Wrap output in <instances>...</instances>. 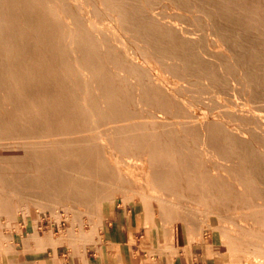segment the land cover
<instances>
[{
    "label": "rangeland",
    "instance_id": "rangeland-1",
    "mask_svg": "<svg viewBox=\"0 0 264 264\" xmlns=\"http://www.w3.org/2000/svg\"><path fill=\"white\" fill-rule=\"evenodd\" d=\"M55 1L56 0H54L53 1V4H52L51 2L49 3V0H47V1L45 0L44 6H46V5L48 6V4H50V5H49V7H47V9L45 8L46 9V12H44L43 9L42 10L41 9H38V8H36L33 5L34 0H18V1L17 0H0V21H1L0 28H2V30H5V31H3L5 33L2 34V41L4 40L5 42L3 41L4 43L2 42V44H0V59H1L0 60V74H3V76H4L1 79L2 82L0 81L2 84H4L2 86V84L0 83L1 84L0 85V144H1L0 145V160H1L0 161V175L3 174L4 180H5V184H1L0 183V188H1L0 189V193H1L0 194V196H1V198H0V202H1L0 203V209H1L0 210V226H5V227L8 228V230H10L12 226H15L16 224H20V222H23L24 220L29 221V222L36 221V220H39V219H42V218L44 220V219H47L46 217L48 215H50V217L57 218L58 220H60L59 227L62 230L61 231V236H63V237H67V236H69V237H76V236H82V235H84L86 233L85 235L87 237V236H92V232L93 233L94 232H97V231H99V229H101L102 227H104V226L107 225L106 222L111 217H113L114 210L117 208V205H119V204H121L122 206H126L127 204L129 206L130 205H135V207H136L137 210H140V209L143 210V213H146L147 218L153 224H156L157 225V229H158V232H159V239L156 242V243H158L156 248L158 250H160V249L161 250L169 249V248L172 247V245L175 246V247H177V248L178 247L186 248V246H185L186 244H189V243L193 244L194 243V244H200L201 245V247H199V250L198 251H202V250L205 251L206 258L207 259L209 258L208 264H264V226H263L264 225V223H263L264 222V213H263L264 206L263 205H262V207L260 206L259 198H258V195H259L258 194L259 193L258 191H259V189H261L260 188V185L261 184H259V179L260 178H258L259 177V172L262 169L264 170V154H263L264 153V150H263L264 149V134H261V133H263V131L257 126L256 123L253 122V120L251 121L252 117L250 116V118H251L250 119V118H248L249 115H245V114L248 113L247 110L248 111L251 110V107H252V109H255V110L258 108L257 110L259 112L260 111H264V110H262V109H264V103H263V105L261 104L262 103L261 101L264 102V20H263L264 19V8L263 7L262 8L261 7L260 8H257V7H259L258 5L261 2H263L264 0H261V1L260 0H246V1L245 0H242V1L241 0H194V1L193 0H179V1L178 0H175V1L174 0H169L170 2L168 0H162L163 3L161 2V0L160 1L159 0H156V4L155 5H157V6L159 5L158 8H156V10H159L160 9L163 12L162 15H160V12H159V16H160L159 18H161V19H158V17L152 18L151 16L144 17V18L143 17L142 18L141 17L140 18L137 17L136 14H135L136 11H134V10L136 8L135 5H137V4H139L141 2L140 0H125L126 2H122V4H124L123 6H124V9L126 11L125 12L124 11L123 12L120 11V13H123V14H120L119 12H117L115 10L116 13H118V15L116 14L117 16L115 14H113V12L115 13L114 10H110V9H112V7H111L112 5L109 6L111 3L114 2V0H103V1L102 0H98V1L97 0H93V6H92V3H91L92 0H88V2H87L88 4L86 2L84 3V1H87V0H78L77 3L78 4H81L82 10L84 9V12H83V15L82 16L83 17L86 16V17L83 19V17L81 15H79L80 18L78 17V15H76V17H73L72 18V16L71 17L66 16L65 14H67V13H63V15H65V17H68L67 20H66L65 17H61L59 15H56V17L58 16L57 18L55 17L56 10H55V8L53 6V5H56L54 3ZM99 1H100V3H99ZM110 1H111V3L108 4ZM137 1H139V2H137ZM80 2H82V3H80ZM168 2H169V5H168ZM242 2L243 3L245 2L244 5H243ZM250 2L252 3V6H251V4L250 5L248 4ZM94 3L96 4V6H94L95 5ZM103 3L104 4H107L108 6L107 5H104ZM212 3H214V4H212ZM16 4H20V5L17 6ZM204 4H206V5H204ZM221 4H223V5H221ZM166 5L168 6V8H167ZM50 6H51V9L52 10H50ZM103 6H105V8ZM162 6L164 8H162ZM206 6H208L209 8L206 7ZM220 6L221 7L223 6V7L221 8ZM234 6L237 9H235ZM237 6H240V7L238 8ZM2 7H4V8H2ZM32 7H33V9H32ZM191 7H192L193 10L191 9ZM210 7H211V9H210ZM245 7H248V8H245ZM251 7L254 8V9H252V11H251ZM86 8H87V10H86ZM187 8H188V10H187ZM105 9L106 10L108 9V10L106 11ZM88 10H90L89 13L87 12ZM183 10L186 11V12H184ZM196 10L199 11V12H197ZM213 10H215V11H213ZM255 10H257V11L254 12ZM102 11H104V12H102ZM109 11H111L112 13L110 12V14H109ZM165 11H166V13H165ZM169 11H171V13ZM247 11L249 13H246ZM124 13H128V14H124ZM189 13H191V14H189ZM203 13H205V14H203ZM222 13H223V15H222ZM256 13H258V14H256ZM23 14H25V15H23ZM201 14H203V15L201 16ZM112 15L114 17H116V18L112 17ZM123 15H124V17H123ZM207 15L208 16L210 15L208 17L209 19L207 18ZM24 16L26 18H24ZM128 16L129 17L131 16V17L129 18ZM166 16H168V19L169 20L171 19L170 21H172V22L174 21L173 23L176 24V27L173 28V27L167 26L164 22H162V20L163 21L166 20V22H169V20L166 18ZM20 17H22V18H20ZM37 17H39L38 18V21L36 20ZM41 17H43L44 23H43V20L40 19ZM162 17H164V18H162ZM29 18H31V19H29ZM48 18L50 19V22H49L50 25L49 26H50V29H51L50 30L51 33L49 35H47V37H41L40 38L38 36V34H36V30H35L36 24H39L40 23L42 30H44V29L45 30H48V28L46 27V25L48 26V23L45 22ZM62 18H64L65 21L64 20L61 21ZM112 18L113 19H116V22H118V25L115 26V24H117V23ZM118 18H119V20H121L120 22H119V20H117ZM124 18L126 19L125 22H124V20H125ZM133 18H134V20H133ZM151 18H152V20H151ZM172 18H174V20ZM221 18H222V20H221ZM3 19H4V21H2ZM69 19L71 21H76V22H78V21L82 22L83 21L81 23V25L84 26L85 28H83V27H81V28H82V31L84 30L83 32L86 31L85 32V35L83 34L85 37L82 34L81 35L80 34L78 35V32L76 33V31L74 30V29H76V27H75L76 24H73L74 22H72V24L69 25V22L71 23V21H69ZM81 19H83V20H81ZM87 19H89L92 24H90L89 20H87ZM109 19H111V22H112V24L114 26L111 24V22H110ZM176 19L178 20V22H177ZM13 20H14V22H13ZM27 20H28V22H27ZM53 20H54V23L51 24L53 22ZM208 20H210V21H208ZM66 21H69V22H66ZM129 21L132 22V24H130ZM143 21H144V23H143ZM150 21H152V23ZM188 21H190V23ZM85 22H89L88 24L89 25H92L91 28L90 27L88 28L87 26H89V25H87V23H85ZM102 22H104V23L102 24ZM155 22H157V25L155 24ZM247 22H248V24H247ZM63 23H66V24L68 23V25L63 24ZM162 23H164V24L162 25ZM209 23H210V25H209ZM29 24H31L30 27H29ZM107 24H109L108 26H110V25H112V26L111 27H107ZM119 24H121V26H119ZM150 24H152V25L154 24V25L151 26ZM160 24H161V27H160ZM181 24L184 25V28H183V26ZM43 25H45V26H43ZM97 25H98V27H100V28L102 27L101 29H103V30H100V28H99V30H100V31L98 30L99 33L97 31V29H98L96 27ZM137 25H138V27H136ZM142 25H144V26H142ZM157 26L159 28H157ZM79 27H80V25H79ZM143 27H144V29H142ZM178 27H181V28H178ZM210 27H211V29H210ZM66 28L67 29L68 28L69 29L71 28L70 29V32H68L69 30H67ZM72 28L74 30V33H73ZM109 28L111 29L110 31H109ZM121 28H123V29H121ZM126 28H128V29H126ZM149 28H153L152 31H151V29L149 30ZM162 28H164V30H162ZM185 28H187V29H185ZM64 29H66V30H64ZM157 29H159V30H157ZM172 29H173V31H172ZM93 30H95V31H93ZM126 30H129V31H131V32H133L135 34H133V33L127 34V33H130V32L129 31H126ZM190 30H192V31H190ZM204 30L207 31L209 34L206 33ZM32 31H34V32H32ZM106 31L109 32V34L113 32L112 35H114L115 33L118 34V35H115L113 37L112 35H109L108 33H106ZM123 31H124V33H123ZM186 31L190 32L191 33L190 35L191 36H194V38L188 39V41H182V40H187L184 37V34H185ZM193 31H195L196 34ZM11 32L14 33V34H12ZM15 32H16V35H15ZM92 32H95V33H92ZM136 32L139 33V34L137 33L138 36L136 35ZM75 33L78 36L75 35ZM102 33H104L102 35V36H105L104 38H102V36H101ZM200 33H202V34H200ZM214 33H216V34H214ZM72 34H74V35H72ZM88 34H90V35H88ZM123 34L126 35L125 38L123 37L124 36ZM163 34H166V35H163ZM181 34H182V36H181ZM211 34H212V38H211ZM26 35L29 36V38ZM198 35H200V36H198ZM227 35H228V37H227ZM107 36H108V38H107ZM111 36H112V39H111ZM117 36H120L122 39L120 37H117ZM131 36L133 38H135V40H133V38ZM151 36H153V37H151ZM176 36H177V38H176ZM195 36H197L198 38L195 37ZM222 36H223V38H222ZM54 37L56 38V40L54 39ZM91 37L94 38V39H92ZM138 37H140V38H138ZM182 37H183V39H182ZM207 37H209V38L207 39ZM220 37H221V39H220ZM34 38H35V40H34ZM50 38L53 39V40H51ZM81 38H83V39H81ZM164 38H165V40H164ZM205 38L208 41V44H207V41L204 40ZM213 38L215 40H213ZM20 39H21V41H20ZM72 39H73V41H72ZM86 39H88V40H86ZM90 39H91V41H90ZM102 39H104L103 42L100 41ZM117 39H119V42H118ZM123 39H125V41ZM137 39L139 41H137ZM140 39H141V41H140ZM168 39H169V41H168ZM36 40H38L40 42L41 41L44 42V40H45V42H49L50 44L46 43L47 45H43V44L41 45V44H39L40 42H38ZM81 40L89 41V42H87L86 45H83L82 42H81ZM111 40H114L115 42L113 41V43L111 44V42H112ZM120 40H122V41H120ZM148 40H149V42H148ZM173 40L175 41L174 43L171 42ZM108 41H111V42H108ZM127 41L130 42V44ZM152 41L154 42V44H153ZM212 41L214 43H211ZM7 42L8 43L10 42L9 45L7 44ZM23 42H25V43L23 44ZM30 42H32V43H30ZM76 42H77V44H79L78 46L75 44ZM99 42H102L103 44H100ZM117 42L120 45H121V42H122V46L124 48H126V46L128 45V47H130L129 48L130 51H132L131 49H133L132 52H138V49L137 48L139 47V49H140V47L143 46L142 49H140L141 51H139L138 53H142L141 55H143V56H150L148 58L149 59H152V61H150V63L152 64V66L153 67L158 66V73H159V77H160L159 80L161 81V83H163L164 85L166 83V86H170L171 87V90L173 92H175V94H174L175 95L174 100H175L176 105L179 106V107H176V109H175V112L176 113L175 114L179 117V119L182 122L184 121L183 124L181 125V127H183V128H179L178 129V127L175 126V124H169L168 125L169 127L168 126L167 127L166 126H163L161 128V127L158 126V130H157L156 129L157 127L155 128V125L152 123V121L149 123V120L150 119H148V118H151V115L153 114V111L150 108L151 107V104L148 101V98L147 97L145 98V96H144V92L146 91V90H144L145 88H143V86L139 84V92H138V87H136V85L138 86V83H136V85H135V82H136L135 80H137V82H138V79L137 78H134V76L128 71V69L127 70H122V72L119 69L116 71L117 68H115V67H114L115 70L113 69V65H114L112 63V62H114V55L113 54H114V52H116L115 45H116ZM134 42H135V45H132V44H134ZM216 42H217V44H216ZM29 43L32 44V45H30ZM56 43H58V44H56ZM59 43H60V45H59ZM72 43H74V44H72ZM114 43H115V45H114ZM145 43L146 44L149 43V44L146 45ZM151 43H152L153 47H152ZM15 44H16V46H15ZM104 44L106 46H104ZM136 44H139V45L141 44L142 46L141 45L140 46L138 45V47H137ZM184 44H187V45H184ZM196 44H197V46H196ZM199 44H200V46H199ZM214 44L216 45L217 48L215 47ZM6 46H9V49ZM14 46H15V48H14ZM95 46H97V48H95ZM103 46L106 47V48H104V51H102L103 50L102 49ZM133 46H136V47H133ZM211 46H212V48H211ZM37 47H38V49H37ZM82 47H84V48H82ZM90 47H92V49L94 48L93 50H94V52L96 54L95 53L94 54L91 53V52H93V50ZM128 47L126 48V51H128ZM195 47H196V49H194ZM208 47H210L211 49H214V51H213L212 54H207V53H205L203 51V49H207ZM28 48H30V49H28ZM66 48H67V51L69 52L68 54H67V51L64 50ZM73 48H77V49H73ZM227 48H228L229 51L227 50ZM153 50H156V51L154 52ZM157 50H158V52H157ZM177 50L178 51L180 50V51L178 52ZM220 50H222V51H220ZM61 51L64 52V53H62ZM101 51L104 52V53L106 51H108V53H106L107 54L106 55V54L102 53ZM201 51H202V53H201ZM223 51L226 52L229 55V57ZM60 52H61V55L59 54ZM76 52L80 56H78V54ZM100 52H101L102 55L100 54ZM145 52L147 53V55H146ZM161 52H162L163 55L161 54ZM10 53H12V55H10ZM31 53H32V55H31ZM48 53L49 54L51 53L52 56H51V54L48 55ZM75 53H76V55H74ZM158 53H159V55H158ZM16 54H17V56H16ZM33 54L35 56L36 55H39L37 57L40 58V61L39 62L42 65V68L43 69H40V70L38 69V66L34 62L35 57L33 56ZM62 54H63V56H62ZM64 54H65V56H64ZM160 54L162 56H164V57H159V56H161ZM200 54H201V56H200ZM99 55H100V57H99ZM172 55H173V57L175 56V59L172 57ZM76 56L78 58H75ZM182 56H184V57H182ZM210 56H212V57H210ZM31 57L32 58L34 57V58L32 59ZM53 57H55V59ZM95 57L96 58H98V57L101 58L100 59L102 61L101 64H100V60L99 59H96ZM202 57H205L206 59L205 58H202ZM104 58H105V60H104ZM148 58L146 57L145 59H148ZM210 58H212V59H210ZM219 58H221V59H219ZM71 59H72V61H71ZM106 59L108 61H106ZM172 59H174V60L171 62ZM187 59H188V61H187ZM218 59H219V62H216ZM76 60H78L79 63L78 62L75 63ZM80 60H81V62H80ZM88 60L89 61H93L94 60L95 63H98L101 66H103V72H104L103 75H102L104 77H102V76H99L98 77L97 76L98 78L95 79V82L92 81V78L90 79V77H89L88 80L91 81V82L90 81L88 82V86L89 87L87 86V84L85 85V83H84V79L87 78V77L82 72L79 71L80 65H83L84 64V66H85V64L87 63ZM103 60L105 61V63H104ZM185 60H186V62H185ZM220 60L222 61V64H221V61ZM50 61H52V62H50ZM160 61L162 62L163 65H161ZM163 61H165V62H163ZM179 61H183V62H179ZM48 62H49V72H50L51 75L54 74V73H56V71H57L56 69L58 68V66L60 64L63 63L62 65H66L65 66V69L67 71V73H66V75H67V78H66L67 83H71L72 84V87L75 85L73 87V89L75 90V88H77L76 90H78V92L80 91L79 92L80 95H78V101H76L77 104L74 103V101H71L70 97H68L66 99V102H67V108H68V110L70 109V107H72V105H75L76 104V107L78 109H80V116H82V118H83L82 120L85 119L83 121V124L84 123L85 124L84 125L82 124V126H81V129H82V133L81 134H83V135L85 134L86 135L88 129L91 128V127H93V129H95L94 132L92 131L93 134L95 132H99V130L101 131V133L104 132V131L108 132L109 129H110V127L113 126L112 128H114V130H116V131H118V129H120L118 131L119 134L117 133L118 136H120V137H125V136H127V137H134V139L136 140L135 141L136 142L135 144H137L138 147H139L138 148L135 145V147L133 146L134 148L132 150L131 149V146H129V144H126V145L123 144L122 145V144L115 143V145H114V151L115 150L117 151V149H118L117 153L120 152V154L118 153V155L121 156L120 157V160H122V162L124 164H127V161H126L127 159H128V161H130L129 173L127 175V174L123 173L124 170L121 171V170H118L117 168L115 169V167H112V166L109 165L110 168L113 169L114 171L108 173V177H110V178L107 177L105 180L102 181V183H99L100 186L96 189L97 190L96 191L97 193L96 192L95 193L93 192L94 194L93 193H91V194L85 193L86 195L83 194V196H80V197L77 196V195L76 196L75 195H72L70 198H64V199H67V200H64L61 195H59V196L57 195L56 196V194H58V193H49L48 194V198L47 199H44L45 201L44 200L41 201L40 197H41L42 194L39 191V189H40L39 187H36V186H33V185H29L28 182H26V184L15 183V180L11 179L10 174H8L9 173V170L5 166L7 164H2V163H5V162L7 163V161H6L7 159L9 161H12V162H13V160L14 161H17L18 164H23L26 161L28 162V159L30 157L34 156L37 153V151L35 150V148L32 145L30 147H28L27 146L28 144L26 146L25 145L24 146L23 145L21 146V144H23L25 142H28V143H31V144H32V142L40 143V142H42L43 139H45V136L44 135H46L47 128H46V125H45L44 121L42 120L43 122H41L39 124L38 123H34V118H33L32 115H34L37 112V110H38V107H37V104H36V100L38 98L37 97L38 94L39 93L40 94L42 93V87H43V84L42 83H44V82L41 83V81L38 82L36 79L39 76H41L40 78H42V79L45 78V76H44L45 75V73H44V66L47 64L46 67H48ZM68 62H69V64H68ZM71 62L72 63L74 62V64L76 66H77V63L80 64V65L77 66L78 67V71H77V68L74 66V64L73 65H70V64H72ZM107 62H109L110 64L107 63ZM193 63H195V64H193ZM219 63L221 64V66H220ZM29 64H30V66H29ZM183 64L185 65V67H183L184 66ZM10 65H11V67H10ZM110 65H111V67H110ZM178 65L181 66L183 70ZM54 66H56V67H54ZM163 66H164L165 69H162ZM218 66H220L219 67V68H221L220 70H219ZM222 66H224V67H222ZM72 67L73 68L75 67V68L70 70V68H72ZM166 67H168L169 69L167 70ZM104 69H107V70L104 71ZM209 69H211V70H209ZM223 69L225 70V72L223 71ZM241 69H243V72H241ZM248 70H251V71H248ZM71 71H73L74 75L72 74ZM108 71H109V73H108ZM181 71H183L184 74H181V73H183ZM123 72L127 73V75L125 76V73H123ZM185 72H186V74H188V76L185 74ZM212 72L215 74V76H214V74H212ZM31 73H32V75H31ZM79 73H80V75H79ZM171 73H173V74H171ZM192 73H194V74H192ZM243 73L245 75H243ZM104 74L107 75V76H105ZM14 75H16V76H14ZM129 75H131L130 76L131 78L133 76V78L131 79L130 77H128ZM73 76H75V78ZM78 76H81V79L78 78ZM120 76H122V78ZM179 76H180V78H179L180 80L178 79ZM191 76H194L193 77L194 79L193 78H190ZM216 76L218 78H216ZM83 77H85V78H83ZM124 77H126V78H124ZM227 77H228V79H227ZM76 78L79 81L81 80L80 82L82 83L81 84L82 87L81 86H80V88L77 87V86L80 85V82H77V79ZM101 78L104 79V80H106L107 78H114L115 81H116V83L119 84V86L117 84V87H116L117 90H119V92H115L116 93V97L115 98H117V99H115L114 105H110V107H108V106L105 107L106 105L105 106L102 105L101 101H102L103 98L100 99L101 98L100 96L98 98V93H99L100 90L98 89V92H97V89H94L95 85L98 86L99 84H101V82H102V81L100 82V79ZM203 78H204V80H203ZM200 79H201V81H199ZM206 79L209 80V81H207ZM217 79H218V82L216 81ZM13 80H15L16 83ZM127 80L129 82H127ZM183 80H185L186 82L185 81L184 82H180V83L178 82V81H183ZM125 81H126V84H125ZM132 81L134 83H131ZM6 82H8V84ZM205 82H206V85H205ZM208 82H210V83H208ZM213 82H214L215 86H214ZM243 82H244V84H243ZM246 82H248V83H246ZM13 83L17 85V88H16V90L15 89L10 90V92L8 93L7 92V89L10 88ZM36 83H37V85H36ZM90 83H92V84H90ZM96 83H98V84H96ZM123 83L125 85H123ZM129 83L131 84L130 86L132 88L134 87L133 88V89H135L134 92H133V89L129 86ZM207 83L211 85L210 88H212V86L214 87V90L216 92V95H218V94L222 95V100H223L222 104H225L226 103L224 105L225 107H222V104L221 103H218V104L216 103L215 104V102H213V101H208V102L204 103L202 101V99L200 98L202 95H204V94L207 95L208 94L207 96H209L211 92H213V94L215 93L214 91H211L210 90V88H209V86H208ZM227 83L229 84V86H228ZM184 84H185V88L186 89L185 88H181V86H184ZM238 84H239V86H238ZM247 84H250V86L247 85ZM25 85L27 86V88H26ZM93 85H94V87H93ZM120 85H122L124 87V89L121 88ZM225 85H227V87H225ZM140 86H141V88H140ZM244 86H246L247 88L249 86L248 91H247V88L245 89ZM53 87L54 86H52V85L47 86V88L45 87V90L48 91L47 93H50L53 90ZM83 87L86 88V89H84ZM215 87H216V89H215ZM125 88H127L129 90H126ZM142 88H143V90H142ZM179 88H180L181 92L179 91ZM233 88H235V89H233ZM87 89L90 90V92H89L90 94L88 93V90ZM218 89H221V90H218ZM38 90H39V92H37ZM131 90H132V92H131ZM140 90H142V91H140ZM185 90H189L190 92H188V91L187 92H184ZM212 90H213V88H212ZM244 90H246V94H245V91ZM4 91H5V96H4V93H3ZM93 91H94L95 94L93 93ZM233 91H234V93H232ZM135 92H136V94H135ZM83 93H84V95H83ZM87 93L89 94V97L86 96V95H88ZM185 93H186V95H185ZM200 93H201V95H199ZM230 93H232V94H230ZM126 94H127V96H125ZM176 94H177V96L179 95L178 98H177ZM191 94H193V95H191ZM6 95L7 96L8 95H10V96L11 95H14L12 97L17 98L19 101L21 100L22 101L21 103H23V104L18 105V102H15L14 100H12L10 98L8 99L6 97ZM90 96H92L93 98L90 97ZM124 96L126 97L127 100L125 99ZM130 96H132V98ZM246 96H247V100L248 101L250 100V102H248V103L246 101ZM4 97H6L7 100H9L12 105L7 100H5L6 98L4 99ZM80 97L82 99L81 102L79 100ZM87 97L89 98L88 99V105H86L87 103L86 104L84 103V100H86V102H87ZM120 97L121 98L123 97L122 100H121ZM197 97H199V99ZM176 98L178 99V101L176 100ZM179 98H181V99H179ZM184 98L185 99H188L189 98V100H185ZM231 98H233V99H231ZM141 99L144 100V101L146 100V101L144 103H142V100ZM195 99L196 100L198 99V100L196 101ZM243 99H245V100H243ZM139 100H140V103H139ZM233 100H235L234 101L235 103L237 102L236 104H239L240 103L239 104V108L242 111L239 108H237V106H235V108L237 110H239V112L236 109H235V111L234 110L232 111L231 109H229L227 103L228 104H231L233 102ZM33 101H35V102H33ZM126 101H128V102H126ZM194 101H196V102L194 103ZM178 102H180L179 105H178ZM189 102H191V103H189ZM211 102H213V103H211ZM242 102L247 103V104L245 105L243 103L245 105L244 106L243 104H241ZM252 102L255 103V104H253ZM126 103H128V104H126ZM197 103H198V105H197ZM207 103L210 104V105H208ZM250 103H251V105H250ZM99 104H101V106H99ZM132 104L135 107H133ZM146 104L148 106H146ZM130 105H132V107ZM144 105L146 107H148L147 108L148 109L147 110L148 113L145 110L146 107ZM180 105L183 108L180 107ZM15 106H17V107H15ZM139 106H141V108H144V111H143V109L140 110L141 108L139 109L138 108ZM185 106H186V108H185ZM217 106L218 107L220 106L221 109L218 108ZM226 106H227V108H226ZM259 106H260V108H259ZM101 107H102V109H101ZM121 107L123 109H125V110H123V111H125V113H122L123 111H122V109H120ZM8 108H10V109H8ZM184 108H185V110H187L188 114L185 113L186 111L184 110ZM211 108H213V109L216 108L217 111L214 109L215 110V113H214L213 109H211ZM242 108H245V109H242ZM13 109H15V110H13ZM108 109H112L111 112H109L110 110H108ZM179 109L181 110V113H180V110ZM83 110H84V112H83ZM139 110H140V113H139ZM4 111H6V112H4ZM105 111H108L109 113H106ZM112 111H113V113H112ZM118 111H119V114H118ZM150 111H152V112H150ZM225 111H227V112H225ZM17 112H19V113H17ZM191 112L192 113H196V114H198L201 117L202 116L206 117V115H208L207 117H210L211 114H212V116L215 117L216 120H213L212 122H210V124H207L206 123L205 128L202 129L198 124L194 125L190 121H188L189 120L188 117L187 118H184L185 115L186 116H189V113H191ZM204 112H206V113L204 114ZM211 112H213V113H211ZM216 112H218L220 114H218ZM241 112L244 113L243 114L244 116L243 115H238V113H241ZM245 112H247V113H245ZM146 113L147 114L150 113V115H147ZM8 114L9 115L12 114V115L9 116ZM108 114H110V115H108ZM222 114H224L225 117ZM84 115H85V117H84ZM111 115L114 116L113 117L114 120L112 119V116ZM3 116H5V117H3ZM7 116H8V118H6ZM141 116H142V118H141ZM227 116H229V117H227ZM245 116H247V118L250 119V121L247 118H245ZM182 117H183V119H182ZM14 118H16V119L19 118V119L16 120ZM95 118H97V119H95ZM122 118H125V120H126L125 121V124L123 122H121L122 121L121 120ZM145 118H147V119L144 120ZM217 118H219L220 121L217 120ZM231 119H235V120H232L231 121ZM91 120H93V121L91 122ZM108 121H111L112 123L109 125L108 124L109 123ZM141 121H143V122H141ZM222 121H224V122H222ZM6 122H8V123L10 122V123L8 124ZM16 122H17V124H16ZM120 122L123 123L124 126ZM144 122H145V124H144ZM215 122H216V124H215ZM246 122H248V123L250 122V123L249 124L248 123L245 124ZM251 122H253V123H251ZM95 123H97L98 125H96ZM190 123H191V126L189 125ZM221 123H222V125H221ZM10 124L12 126H10ZM132 124H133V126L136 125L135 128L132 126ZM142 124H144V125H142ZM151 124L154 125L153 128H152V126L150 127ZM250 124H251V126L248 127L247 125H250ZM117 125H119V126H117ZM125 125L128 126L127 129L129 130L130 133L129 132H124V133L122 132V130L124 129V127H126ZM214 125L217 126V127H215ZM254 125H256V126L254 127ZM105 126H106V128H105ZM130 126H131V128H130ZM194 126H195V129H193V130H195V131L193 132L192 128H194ZM6 127H9L10 130L8 128H6ZM18 127H22V128L25 127L24 130H21V133L19 132L20 134L18 133V131L16 132V128H18ZM115 127H116V129H115ZM139 127H141V128H139ZM147 127H148V129H147ZM104 128L106 130H104ZM136 128H138L139 131L136 130ZM142 128H143V130H142ZM164 128H167V129H164ZM169 128L171 129L170 132H168L169 131ZM215 128L218 129V130H215ZM233 128H235V129H233ZM255 128H256V130H255ZM43 129H45V131ZM107 129H108V131H107ZM130 129H131V131H130ZM150 129L152 131H150ZM229 129H233L235 133L233 131H230ZM243 129H245V130H243ZM203 130L207 132V133L205 132L204 138H207L206 139L207 140L206 142L208 144L210 143L209 145H207V144H204L203 145V142L201 143V141L203 140V133H202ZM48 131H49V129L47 130V132ZM141 131H142V133H141ZM171 131H172V133H171ZM33 132H34V135H33ZM152 132H154V133H152ZM224 132H225V135H224ZM24 133H26V134H24ZM41 133H43V134L45 133V134L44 135L43 134L41 135ZM99 133H97V134H99ZM179 133H181V136L182 137H180V134ZM189 133H190V135L193 134V133L194 134L190 136ZM231 134H233V135H231ZM31 135H32V137H31ZM157 135L159 137H157ZM215 135H216V137H215ZM221 135H223L222 136L223 138L221 137ZM245 135H246V137H245ZM38 136L41 137L42 140ZM72 136H73V134H72ZM148 136H149V138H148ZM152 136H154V137H152ZM34 137H37V138L33 139L34 141L31 140ZM68 137H71V135H68ZM196 137H198L199 139L196 138ZM141 138H142V140H141ZM153 138H155V139H153ZM174 138H175V140H174ZM212 138H213V140H212ZM39 139H40V142H39ZM150 139H152V140H150ZM224 139H226V140L224 141ZM169 140L171 141V143H170ZM222 140L224 142H222ZM137 141H140V143L137 142ZM149 141H150V143H149ZM154 141L155 142L157 141V142L155 143ZM213 141H215V142L217 141V142L215 143ZM14 142H16V143H14ZM187 142H188L189 145L190 144L191 145L189 146L187 144ZM19 143H21V144H19ZM143 143H145V144H143ZM146 143H147V146L149 148H151V150H152L151 153L154 152V151H155V153H163V151L164 152L166 151L165 153L167 154V155H165V156H163L161 158L162 163H161L160 160H156V161H158L156 163L158 164L160 162V164L156 167L157 170H155L156 169L155 168L152 171V174H151L152 177L151 178H147V177H145V175H142V174H137L139 172V169H137V167H138V160H140V158L142 157V154L144 152L143 149L145 148L144 146H146ZM159 143H160V145H159ZM167 143L169 144V146H167L168 145ZM139 144H141V145H139ZM225 144H227V145L225 146ZM256 144L258 145V147H256L257 146ZM73 145H75V144H73ZM213 145H215L214 148H213ZM13 146H14V148H13ZM156 146L158 148H156ZM192 146H194V147H192ZM197 146H198L199 149L202 147V149L204 148L203 150L208 151V155H209L208 157H210L208 160L209 161L211 160L210 161V164L212 165V168L216 169L214 171L217 173L219 179L216 178V177H211V175H209L210 173L206 171V168L201 165L202 156H201V152H199V150H196L197 149L196 148ZM77 147L78 146L75 145L74 148H77ZM79 147L80 148L82 147V150L81 151H83L85 154L88 153L87 152L88 149H87V146L86 145H83L82 144V145H79ZM121 147H123V148H121ZM124 147H125V149H124ZM209 147L210 148L212 147V148L209 149ZM259 147H260V149H258ZM162 148H165V150L162 149ZM186 148H188V149H186ZM139 149H141L142 151H140ZM160 149H162V150H160ZM168 150H170L171 153ZM194 150H196V151H194ZM19 151H20V153H19ZM176 151L178 152V154H176ZM134 152H136V153H134ZM100 153L103 154V147L102 146H100ZM125 153L128 156H131L132 158L130 157V159H129V157L125 156ZM215 153H216V156H217V153H218V156L217 157L215 156ZM121 154H123V155H121ZM256 154H258V155H256ZM69 156L70 157H68L66 155L64 157V160H65L64 163H66V165L72 164V162L73 163H77L78 162L79 166L81 164L83 165L84 163H88L90 165H93V163H91V160H92L91 158L81 157V160H77V158L75 156H71V155H69ZM134 156L136 157V159H135ZM178 156H179V160H178ZM25 158H26V160H25ZM189 158H190V160H189ZM244 158L246 159L245 162H244ZM83 159H85V160H83ZM191 159H194L195 163H193L194 161L192 162ZM136 160H137V163H136ZM168 160H170V161H168ZM175 160H176V162H175ZM131 161H133V162H131ZM167 161L170 162L171 164L169 163V165H167L168 164ZM178 162L181 163V164H179ZM123 163H122V165H123ZM197 165H198V167H196ZM164 166L166 168L165 169H162V167L164 168ZM5 167H6V169H5ZM134 168H135V170H134ZM223 169H225V170H223ZM133 171H134V173H133ZM154 171H156L157 173H155ZM225 171H227V172H225ZM168 172H170V173L168 174ZM182 172H184V173L182 174ZM220 173H222V174H220ZM91 174H93V173H91ZM134 174H135V177H133ZM164 175L165 176L170 175L171 177H168L167 178ZM233 175L235 176V178L232 177ZM81 176L78 177V179H77V181H80L79 183H83V182L96 183V182H98L96 180H98V178H99L98 176L95 177L94 174H93V176L90 175V174H88V173L86 174V172L84 174H81ZM112 176H114V177H112ZM117 176H119V177H117ZM161 176H162V178L164 177L163 179L169 180V183H168L169 185L172 186V184H173L175 186V184H176V187H174L173 189H169V191H168L169 192V195L168 196L170 198L169 197L168 198H165V199L159 198V195H158L159 192H153L152 187L156 183L160 182L159 179L161 178ZM227 176H228V178H227ZM173 177H174V180H173ZM232 178L234 180H232ZM116 179L118 181H116ZM131 179H133V180H131ZM146 179H147V181H146ZM148 179H150L151 181L150 180L148 181ZM170 179H172V180H170ZM106 180H108V182ZM119 180H121V181H119ZM183 180H184V182H183ZM144 181L146 183H144ZM234 181H236V182H234ZM154 182H155V184H154ZM186 182H187V184H186ZM116 183H118V185ZM131 183H134V184L131 185ZM151 183H153V184H151ZM237 184L239 185V187H237ZM187 185H189V186H187ZM192 185H193L194 189H193V187H191ZM21 186H22V188H21ZM25 186H27V187H25ZM178 187H181V188H178ZM128 188H130V189H128ZM189 188H190V190H189ZM36 189H38V190H36ZM170 190L173 191V192H175V193H172ZM194 190L197 191V192H195ZM187 191H189V192H187ZM170 193H172V194H170ZM197 193H198V196H196ZM53 194H54V196H53ZM99 194H101V195H99ZM95 196L98 197L97 198L98 201L95 200V199H93V198H95ZM171 197H174V198L171 199ZM205 197H206V199H205ZM77 198H79V200ZM80 198H82V199H80ZM190 199L191 200L194 199L193 201H195L196 203H198V204H196V206H197L196 208L197 209L196 208H194V209L193 208H189V207L186 206V204L188 202L190 203ZM56 200H57V202H56ZM185 200H188V202H186ZM67 201H69V202H67ZM82 202L84 204H82ZM199 202H201V203L199 204ZM258 204L260 206L259 208H257L258 207ZM78 207L79 208L82 207L83 209H85V211L79 210ZM166 207H168V208H166ZM62 218H64V221H61ZM74 220H75V222H74ZM258 224L259 225H262V228H260ZM172 227H173V229H172ZM4 234L7 236L10 233L5 232ZM102 236H103V234L100 233V239L102 238ZM87 240L90 242L89 239H85L84 241H81L80 240L79 243H82L83 242V243L86 244L88 242ZM96 241H97V243H99V239H96ZM166 242H167V244H166Z\"/></svg>",
    "mask_w": 264,
    "mask_h": 264
},
{
    "label": "bare ground",
    "instance_id": "bare-ground-1",
    "mask_svg": "<svg viewBox=\"0 0 264 264\" xmlns=\"http://www.w3.org/2000/svg\"><path fill=\"white\" fill-rule=\"evenodd\" d=\"M18 1V0H17ZM47 1V0H46ZM54 1V0H53ZM53 1L51 0H49V3L51 2L52 4H53ZM77 1L78 0H56L54 3L56 4V5H53L54 6V8H55V10H56V13H55V17H56V15H59V16H61V17H65V15L66 16H69V17H71L72 16V18L73 17H76V15H78V17L80 18V16L79 15H83V12H84V9L82 10V6H81V4H78L77 3ZM98 1V0H97ZM103 1V0H102ZM141 2V4L139 5V4H137V5H135L136 6V8H135V10L134 11H136L135 12V14H136V16L137 17H148V16H151L152 18H154V17H158V19H161V18H159L160 16H159V12H160V15H162L163 14V12H162V10H156V8H158V6L157 5H155L156 4V0H140ZM160 1V0H159ZM169 1V0H168ZM175 1V0H174ZM179 1V0H178ZM194 1V0H193ZM242 1V0H241ZM246 1V0H245ZM261 1V0H260ZM8 2V1H7ZM21 2V1H20ZM19 2V3H20ZM44 2H45V0H34V3H33V5L36 7V8H38V9H43V11L44 12H46V9H47V7H49V5L50 4H48V6L46 5V6H44ZM87 3L88 2V0L87 1H84V3ZM105 2V1H104ZM113 2V1H112ZM122 2H126L125 0L123 1V0H114V2L113 3H111V1L108 3V4H110L109 6H111L112 7V9H110V10H116L117 12H119L120 13V11L121 12H125L126 10L124 9V4H122ZM133 2V1H132ZM137 2H139V1H137ZM136 2V3H137ZM161 2H162V0H161ZM167 2V1H166ZM170 2V1H169ZM169 2H168V5H169ZM220 2V1H219ZM218 2V3H219ZM224 2V1H223ZM229 2V1H228ZM252 2V1H251ZM248 3L249 5L251 4V6H252V3ZM4 3V2H3ZM26 3V2H25ZM31 3V2H30ZM80 3H82V2H80ZM83 3V4H84ZM92 6H93V0H92ZM96 3V2H95ZM94 3V4H95ZM99 3H100V1H99ZM131 3V2H130ZM163 3V2H162ZM195 3V2H194ZM243 3V2H242ZM245 3V2H244ZM244 3H243V5H244ZM256 3V2H255ZM5 4V3H4ZM88 4V3H87ZM104 4V3H103ZM165 4V3H164ZM173 4V3H172ZM197 4V3H196ZM212 4H214V3H212ZM12 5V4H11ZM17 6L18 5H20V4H16ZM15 5V6H16ZM90 5V4H89ZM104 5H107V4H104ZM128 5V4H127ZM176 5V4H175ZM194 5V4H193ZM201 5V4H200ZM204 5H206V4H204ZM221 5H223V4H221ZM235 5V4H234ZM257 5V4H256ZM22 6V5H21ZM27 6V5H26ZM25 6V7H26ZM52 6V7H53ZM91 6V5H90ZM94 6H96V4L94 5ZM108 6V5H107ZM161 6V5H160ZM165 6V5H164ZM167 6V5H166ZM172 6V5H171ZM174 6V5H173ZM186 6V5H185ZM254 6V5H253ZM259 7H257V8H264V1L263 2H261L259 5H258ZM23 7V6H22ZM101 7V6H100ZM104 8H105V6H103ZM177 7V6H176ZM175 7V8H176ZM196 7V6H195ZM204 7V6H203ZM206 7H208V6H206ZM221 7V6H220ZM223 7V6H222ZM221 7V8H222ZM238 8L240 7V6H237ZM2 8H4V7H2ZM14 8V7H13ZM46 8V9H45ZM88 8V7H87ZM87 8H86V10H87ZM91 8V7H90ZM94 8V7H93ZM92 8V9H93ZM98 8V7H97ZM162 8H164L163 6H162ZM167 8H168V6H167ZM166 8V9H167ZM180 8V7H179ZM185 8V7H184ZM209 8V7H208ZM234 8H235V6H234ZM243 8V7H242ZM245 8H248V7H245ZM7 9V8H6ZM21 9V8H20ZM23 9V8H22ZM32 9H33V7H32ZM191 9H192V7H191ZM210 9H211V7H210ZM209 9V10H210ZM235 9H237V8H235ZM252 9H254V8H252L251 7V11H252ZM50 10H52L51 9V6H50ZM54 10V9H53ZM85 10V11H86ZM97 10V9H96ZM106 10V9H105ZM108 10V9H107ZM106 10V11H107ZM165 10V9H164ZM182 10V9H181ZM185 10V9H184ZM183 10V11H184ZM187 10H188V8H187ZM193 10V9H192ZM199 10V9H198ZM246 10V9H245ZM261 10V9H260ZM8 11V10H7ZM25 11V10H24ZM89 11L90 10H88L87 12L89 13ZM105 11V12H106ZM116 11H115V13L113 12V14H117L118 15V13H116ZM177 11V10H176ZM195 11V10H194ZM197 11V10H196ZM213 11H215V10H213ZM212 11V12H213ZM257 10H255L254 12H256ZM38 12V11H37ZM52 12V11H51ZM101 12V11H100ZM102 12H104V11H102ZM110 12L111 11H109V14H110ZM158 12V13H157ZM170 13H171V11H169ZM168 12V13H169ZM175 12V11H174ZM179 12V11H178ZM184 12H186V11H184ZM197 12H199V11H197ZM208 12V11H207ZM226 12V11H225ZM29 13V12H28ZM50 13V12H49ZM63 13H67V14H65V15H63ZM96 13V12H95ZM112 13V12H111ZM130 13V12H129ZM165 13H166V11H165ZM181 13V12H180ZM179 13V14H180ZM188 13V12H187ZM214 13V12H213ZM240 13V12H239ZM246 13H249L248 11L246 12ZM8 14V13H7ZM35 14V13H34ZM87 14V13H86ZM120 14H123V13H120ZM124 14H128V13H124ZM176 14V13H175ZM189 14H191V13H189ZM196 14V13H195ZM203 14H205V13H203ZM203 14H201V16L203 15ZM219 14V13H218ZM227 14V13H226ZM252 14V13H251ZM254 14V13H253ZM256 14H258V13H256ZM23 15H25V14H23ZM28 15V14H27ZM42 15V14H41ZM52 15V14H51ZM97 15V14H96ZM116 15V16H117ZM130 15V14H129ZM133 15V14H132ZM172 15V14H171ZM222 15H223V13H222ZM7 16V15H6ZM50 16V15H49ZM54 16V15H53ZM85 16V15H84ZM135 16V17H136ZM188 16V15H187ZM210 16V15H209ZM208 15H207V18L209 17ZM252 16V15H251ZM30 17V16H29ZM35 17V16H34ZM58 17V16H57ZM56 17V18H57ZM60 17V18H61ZM83 17V16H82ZM86 17V16H85ZM85 17H83V19L85 18ZM107 17V16H106ZM112 17H114L113 15H112ZM120 17V16H119ZM123 17H124V15H123ZM126 17V16H125ZM129 17V16H128ZM131 17V16H130ZM129 17V18H130ZM165 17V16H164ZM164 17H162V18H164ZM214 17V16H213ZM261 17V16H260ZM263 17V16H262ZM20 18H22V17H20ZM24 18H26L25 16H24ZM28 18V17H27ZM38 18L39 17H37V21H38ZM66 18V20L68 19V17H65ZM88 18V17H87ZM114 18H116V17H114ZM152 18H151V20H152ZM166 18L168 19V16H166ZM186 18V17H185ZM259 18V17H258ZM9 19V18H8ZM29 19H31V18H29ZM40 19H42L43 20V23H44V19H43V17H41ZM78 19V18H77ZM83 19H81V20H83ZM108 19V18H107ZM113 19V18H112ZM125 19V18H124ZM156 19V18H155ZM173 20H174V18H172ZM209 19V18H208ZM62 20H64L65 21V19L64 18H62L61 19V21ZM87 20H89V19H87ZM97 20V19H96ZM110 20V22H111V19H109ZM115 22H116V19H113ZM117 20H119V18L117 19ZM123 20V19H122ZM128 20V19H127ZM133 20H134V18H133ZM169 20V19H168ZM167 20V21H168ZM171 20V19H170ZM169 20V22H166V20H162V22H164L167 26H170V27H176V24L175 23H173L172 21H170ZM177 20V19H176ZM175 20V21H176ZM221 20H222V18H221ZM264 20V19H263ZM2 21H4V19L2 20ZM41 21V20H40ZM57 21V20H56ZM63 21V22H64ZM69 21H71L70 19H69ZM69 21H66V22H69ZM121 20H119V22H120ZM126 21V19L124 20V22ZM131 21V20H130ZM129 21V22H130ZM137 21V20H136ZM139 21V20H138ZM155 21V20H154ZM158 21V20H157ZM208 21H210V20H208ZM219 21V20H218ZM252 21V20H251ZM13 22H14V20H13ZM25 22V21H24ZM27 22H28V20H27ZM32 22V21H31ZM30 22V23H31ZM46 23H48V26L46 25V27L48 28V30H42V28H41V25H40V23L39 24H36V27H35V30H36V34H38V36L41 38V37H47V35H49L51 32H50V19L48 18L46 21H45ZM72 22H74L73 24H76V29H74L75 31H76V33L78 32V35L80 34H84L85 35V32H83L82 31V28L81 27H83V28H85L84 26H82L81 25V23L83 22H80V21H78V22H76V21H71V23L69 22V25L70 24H72ZM89 22H90V20H89ZM89 22H85V23H87V25H89L88 23ZM108 22V21H107ZM106 22V23H107ZM135 22V21H134ZM151 23H152V21H150ZM159 22V21H158ZM177 22H178V20H177ZM189 23H190V21H188ZM0 23H1V21H0ZM34 23V22H33ZM42 23V24H43ZM54 23V20H53V22L51 23V24H53ZM56 23V22H55ZM94 23V22H93ZM104 22H102V24H103ZM105 23V24H106ZM109 23V22H108ZM117 24H115V26L116 25H118V22H116ZM141 23V22H140ZM139 23V24H140ZM143 23H144V21H143ZM148 23V22H147ZM164 23H162V25L164 24ZM207 23V22H206ZM218 23V22H217ZM10 24V23H9ZM28 24V23H27ZM63 24H66V23H63ZM90 24H92L91 22H90ZM99 24V23H98ZM111 24H112V22H111ZM123 24V23H122ZM125 24V23H124ZM130 24H132V22H130ZM155 24L157 25V22H155ZM180 24V23H179ZM178 24V25H179ZM246 24V23H245ZM247 24H248V22H247ZM259 24V23H258ZM5 25V24H4ZM17 25V24H16ZM30 25L31 24H29V27H30ZM66 25H68V23L66 24ZM79 25H80V27H79ZM84 25V24H83ZM109 24H107V27H111L112 25H110V26H108ZM151 26H153L152 24H150ZM182 25V24H181ZM208 25V24H207ZM209 25H210V23H209ZM208 25V26H209ZM260 25V24H259ZM11 26V25H10ZM33 26V25H32ZM43 26H45V25H43ZM60 26V25H59ZM64 26V25H63ZM91 26L92 25H89V26H87L88 28L90 27L91 28ZM94 26V25H93ZM101 26V25H100ZM106 26V25H105ZM114 26V25H113ZM119 26H121V24H119ZM124 26V25H123ZM128 26V25H127ZM132 26V25H131ZM142 26H144V25H142ZM183 26V28H184V25H182ZM186 26V25H185ZM191 26V25H190ZM23 27V26H22ZM68 27V26H67ZM70 27V26H69ZM86 27V28H87ZM98 29H97V31L99 30V28L100 27H98V25L96 26ZM129 27V26H128ZM136 27H138V25L136 26ZM146 27V26H145ZM148 27V26H147ZM160 27H161V24H160ZM169 27V28H170ZM189 27V26H188ZM206 27V26H205ZM7 28V27H6ZM64 28V27H63ZM95 28V27H94ZM102 28V27H101ZM100 28V30H103V29H101ZM104 28V27H103ZM130 28V27H129ZM134 28V27H133ZM156 28V27H155ZM157 28H159L158 26H157ZM166 28V27H165ZM168 28V27H167ZM178 28H181V27H178ZM202 28V27H201ZM243 28V27H242ZM253 28V27H252ZM262 28V27H261ZM16 29V28H15ZM57 29V28H56ZM67 29V28H66ZM66 29H64V30H66ZM71 29V28H70ZM70 29L68 28L67 30H69L68 32H70ZM96 29V28H95ZM121 29H123V28H121ZM126 29H128V28H126ZM132 29V28H131ZM142 29H144V27L142 28ZM151 29V31H152V29L153 28H149V30ZM185 29H187V28H185ZM194 29V28H193ZM203 29V28H202ZM208 29V28H207ZM210 29H211V27H210ZM209 29V30H210ZM213 29V28H212ZM250 29V28H249ZM72 30H73V28H72ZM74 30H73V33H74ZM86 30V29H85ZM99 30V31H100ZM111 29L109 28V31H110ZM156 30V29H155ZM157 30H159V29H157ZM162 30H164V28H162ZM166 30V29H165ZM169 30V29H168ZM195 30V29H194ZM261 30V29H260ZM3 31H5V30H2V28H0V44H2V42L4 41H2V34H4L5 32H3ZM93 31H95V30H93ZM96 31V32H97ZM99 31H98V33H99ZM117 31V30H116ZM122 31V30H121ZM125 31V30H124ZM124 31H123V33H124ZM126 31H129V30H126ZM142 31V30H141ZM150 31V32H151ZM154 31V30H153ZM172 31H173V29H172ZM178 31V30H177ZM190 31H192V30H190ZM205 31V30H204ZM203 31V32H204ZM30 32V31H29ZM32 32H34V31H32ZM31 32V33H32ZM88 32V31H87ZM103 32V31H102ZM112 32V31H111ZM130 33H127V34H131V33H133V32H131V31H129ZM135 32V31H134ZM149 32V31H148ZM155 32V31H154ZM157 32V31H156ZM163 32V31H162ZM195 34H196V32L195 31H193ZM192 32V33H193ZM206 33H208L207 31H205ZM214 32V31H213ZM12 33V32H11ZM56 33V32H55ZM54 33V34H55ZM75 33V35H77ZM92 33H95V32H92ZM101 33V32H100ZM106 33H108L109 34V32H107L106 31ZM115 33V32H114ZM118 33V32H117ZM137 33L138 32H136V35H137ZM159 33V32H158ZM168 33V32H167ZM172 33V32H171ZM205 33V34H206ZM211 33V32H210ZM7 34V33H6ZM12 34H14V33H12ZM20 34V33H19ZM23 34V33H22ZM25 34V33H24ZM65 34V33H64ZM69 34V33H68ZM104 33H102L101 34V36L103 35ZM113 34V32L112 33H110L109 35H112ZM122 34V33H121ZM133 34H135V33H133ZM139 34V33H138ZM153 34V33H152ZM162 34V33H161ZM191 33L190 32H188V31H186L185 32V34H184V37L187 39V40H182V41H188V39H192V38H194V36H191L190 35ZM200 34H202V33H200ZM209 34V33H208ZM214 34H216V33H214ZM218 34V33H217ZM15 35H16V32H15ZM32 35V34H31ZM34 35V34H33ZM58 35V34H57ZM61 35V34H60ZM70 35V34H69ZM72 35H74V34H72ZM77 35V36H78ZM83 35V36H84ZM88 35H90V34H88ZM97 35V34H96ZM100 35V34H99ZM98 35V36H99ZM115 35H118V34H114V35H112L113 37L115 36ZM124 35V36H123ZM122 36L125 38L126 37V35L125 34H123ZM151 35V34H150ZM154 35V34H153ZM158 35V34H157ZM163 35H166V34H163ZM162 35V36H163ZM178 35V34H177ZM230 35V34H229ZM13 36V35H12ZM21 36V35H20ZM27 36V35H26ZM76 36V37H77ZM97 36V37H98ZM112 36H111V39H112ZM130 36V35H129ZM138 36V35H137ZM172 36V35H171ZM175 36V35H174ZM173 36V37H174ZM181 36H182V34H181ZM198 36H200V35H198ZM205 36V35H204ZM207 36V35H206ZM28 38H29V36H27ZM37 37V36H36ZM70 37V36H69ZM85 37V36H84ZM105 36H102V38H104ZM110 37V36H109ZM117 37H120V36H117ZM132 37V36H131ZM130 37V38H131ZM151 37H153V36H151ZM150 37V38H151ZM156 37V36H155ZM180 37V36H179ZM195 37H197V36H195ZM227 37H228V35H227ZM9 38V37H8ZM15 38V37H14ZM20 38V37H19ZM18 38V39H19ZM23 38V37H22ZM52 38V37H51ZM50 38V39H51ZM58 38V37H57ZM60 38V37H59ZM64 38V37H63ZM75 38V37H74ZM73 38V39H74ZM92 38V37H91ZM107 38H108V36H107ZM121 38V37H120ZM119 38V39H120ZM133 38V37H132ZM138 38H140V37H138ZM158 38V37H157ZM176 38H177V36H176ZM184 38V39H185ZM198 38V37H197ZM203 38V37H202ZM209 37H207V39H208ZM211 38H212V34H211ZM210 38V39H211ZM215 38V37H214ZM213 38V40H215ZM222 38H223V36H222ZM16 39V38H15ZM14 39V40H15ZM32 39V38H31ZM54 39L56 40V38L54 37ZM68 39V38H67ZM73 39H72V41H73ZM76 39V38H75ZM80 39V38H79ZM78 39V40H79ZM81 39H83V38H81ZM92 39H94V38H92ZM96 39V38H95ZM99 39V38H98ZM106 39V38H105ZM116 39V38H115ZM114 39V40H115ZM119 39H117L118 40V42H119ZM122 39V38H121ZM142 39V38H141ZM141 39H140V41H141ZM144 39V38H143ZM148 39V38H147ZM155 39V38H154ZM182 39H183V37H182ZM218 39V38H217ZM220 39H221V37H220ZM228 39V38H227ZM8 40V39H7ZM13 40V39H12ZM25 40V39H24ZM34 40H35V38H34ZM40 40V39H39ZM43 40V39H42ZM49 40V39H48ZM51 40H53V39H51ZM69 40V39H68ZM86 40H88V39H86ZM103 40L104 39H102V40H100V41H102L103 42ZM110 40V39H109ZM114 40H111V41H108V42H111V44L113 43V41ZM124 41H125V39H123ZM128 40V39H127ZM133 40H135V38H133ZM153 40V39H152ZM164 40H165V38H164ZM163 40V41H164ZM177 40V39H176ZM202 40V39H201ZM204 40H206V38L204 39ZM212 40V39H211ZM20 41H21V39H20ZM29 41V40H28ZM27 41V42H28ZM36 41H38V40H36ZM35 41V42H36ZM59 41V40H58ZM77 41V40H76ZM90 41H91V39H90ZM107 41V40H106ZM116 41V40H115ZM114 41V42H115ZM120 41H122V40H120ZM137 41H139L138 39H137ZM155 41V40H154ZM157 41V40H156ZM168 41H169V39H168ZM181 41V40H180ZM207 41V40H206ZM221 41V40H220ZM255 41V40H254ZM257 41V40H256ZM5 42V41H4ZM3 42V43H4ZM38 42H40V41H38ZM60 42V41H59ZM75 42V41H74ZM81 42H82V44L83 45H86L87 44V42H89V41H84V40H81ZM102 42H99L100 44H103ZM107 42V43H108ZM117 42V43H118ZM128 42V41H127ZM145 42V41H144ZM143 42V43H144ZM148 42H149V40H148ZM153 42V41H152ZM172 43H174L175 41L173 40V41H171ZM179 42V41H178ZM194 42V41H193ZM10 43V42H9ZM9 43L7 42V44L9 45ZM25 42H23V44H24ZM30 43H32V42H30ZM29 43V44H30ZM46 43H48V44H50L49 42H45V40H44V42H40L39 44H43V45H47ZM62 43V42H61ZM69 43V42H68ZM67 43V44H68ZM91 43V42H90ZM106 43V42H105ZM116 43V45H115V43H114V45H115V50H116V52H114V62H112L114 65H113V69H114V67L115 68H117L116 69V71L119 69V70H121V72H122V70H127L128 69V71L134 76V78H137L138 79V82H137V80H135L136 82H135V85H136V83H138V86L136 85V87H138V92H139V84L140 85H142L143 86V88H145L144 90H146L145 92H144V96H145V98L147 97L148 98V101L150 102V104H151V109H152V111H153V114L151 115V118H148V119H150L149 120V123L152 121V123L155 125V128L158 130V126L159 127H163V126H168L169 124H175V126H177L178 127V129L179 128H183V127H181V125L183 124V122L179 119V117L175 114L176 112H175V109H176V107H179V106H177L176 105V103H175V100H174V98H175V92H173L172 90H171V87L170 86H166V83H165V85L163 84V83H161V81L159 80L160 79V77H159V73H158V66H155V67H153L152 66V64L150 63V61H152V59H149L148 57H150V56H143V55H141L142 53H138L139 51H141L140 49H142V47H140V49H139V47H138V45L139 44H136V46L138 47L137 49H138V52H132L133 51V49H131L132 51H130V47H128V45L126 46V48L128 47V51H126V48H124L123 46H122V42H121V45L118 43L117 44ZM129 44H130V42H128ZM133 43V42H132ZM159 43V42H158ZM162 43V42H161ZM199 43V42H198ZM197 43V44H198ZM211 43H214L213 41L211 42ZM221 43V42H220ZM38 44V43H37ZM56 44H58V43H56ZM72 44H74V43H72ZM77 46L79 45V44H77V42L75 43ZM146 44V43H145ZM149 44V43H148ZM148 44H146V45H148ZM153 44H154V42H153ZM167 44V43H166ZM180 44V43H179ZM197 44H196V46H197ZM207 44H208V41H207ZM216 44H217V42H216ZM11 45V44H10ZM21 45V44H20ZM30 45H32V44H30ZM59 45H60V43H59ZM70 45V44H69ZM92 45V44H91ZM124 45V44H123ZM132 45H135V42H134V44H132ZM139 45V46H140ZM151 45H152V43H151ZM159 45V44H158ZM171 45V44H170ZM184 45H187V44H184ZM215 45V44H214ZM234 45V44H233ZM12 46V45H11ZM15 46H16V44H15ZM15 46H14V48H15ZM18 46V45H17ZM34 46V45H33ZM55 46V45H54ZM58 46V45H57ZM72 46V45H71ZM82 46V45H81ZM99 46V45H98ZM104 46H106L105 44H104ZM102 47V51H104V48H106V47ZM136 46H133V47H136ZM199 46H200V44H199ZM6 47H8V49H9V46H6ZM13 47V46H12ZM19 47V46H18ZM64 47V46H63ZM62 47V48H63ZM73 47V46H72ZM71 47V48H72ZM85 47V46H84ZM84 47H82V48H84ZM88 47V46H87ZM93 47V46H92ZM92 47H90L91 49H92ZM109 47V46H108ZM145 47V46H144ZM147 47V46H146ZM152 47H153V45H152ZM203 47V46H202ZM215 47H216V45H215ZM17 48V47H16ZM25 48V47H24ZM60 48V47H59ZM79 48V47H78ZM81 48V47H80ZM89 48V49H90ZM95 48H97V46H95ZM100 48V47H99ZM155 48V47H154ZM163 48V47H162ZM170 48V47H169ZM182 48V47H181ZM180 48V49H181ZM199 48V47H198ZM204 48V47H203ZM211 48H212V46H211ZM210 47H208L207 49H203V51L205 52V53H207V54H212L213 53V51H214V49H211ZM217 48V47H216ZM28 49H30V48H28ZM37 49H38V47H37ZM47 49V48H46ZM61 49V48H60ZM59 49V50H60ZM69 49V48H68ZM73 49H77V48H73ZM94 49V48H93ZM92 49V50H93ZM113 49V48H112ZM135 49V48H134ZM168 49V48H167ZM194 49H196V47L194 48ZM223 49V48H222ZM6 50V49H5ZM12 50V49H11ZM32 50V49H31ZM57 50V49H56ZM64 50H66L67 51V48L66 49H64ZM70 50V49H69ZM72 50V49H71ZM82 50V49H81ZM86 50V49H85ZM106 50V49H105ZM108 50V49H107ZM147 50V49H146ZM182 50V49H181ZM202 50V49H201ZM224 50V49H223ZM227 50H228V48H227ZM235 50V49H234ZM8 51V50H7ZM6 51V52H7ZM38 51V50H37ZM44 51V50H43ZM47 51V50H46ZM50 51V50H49ZM58 51V50H57ZM56 51V52H57ZM75 51V50H74ZM78 51V50H77ZM90 51V50H89ZM101 51V52H102ZM154 52L156 51V50H153ZM171 51V50H170ZM178 51V50H177ZM180 51V50H179ZM178 51V52H179ZM217 51V50H216ZM220 51H222V50H220ZM225 51V50H224ZM223 51V52H224ZM229 51V50H228ZM10 52V51H9ZM20 52V51H19ZM54 52V51H53ZM62 52V51H61ZM61 52L59 53L60 55H61ZM84 52V51H83ZM101 52H100V54H101ZM112 52V51H111ZM148 52V51H147ZM151 52V51H150ZM157 52H158V50H157ZM237 52V51H236ZM8 53V52H7ZM39 53V52H38ZM62 53H64V52H62ZM66 53V52H65ZM69 52L67 51V54H68ZM77 53V52H76ZM76 53L74 54V55H76ZM85 53V52H84ZM91 53H95L94 52V50H93V52H91ZM90 53V54H91ZM102 53H104V52H102ZM106 53H108V51H106L104 54H106ZM146 53V52H145ZM184 53V52H183ZM201 53H202V51H201ZM218 53V52H217ZM224 53H226V52H224ZM21 54V53H20ZM36 54V53H35ZM47 54V53H46ZM51 54V53H50ZM49 53H48V55H50ZM78 54V53H77ZM81 54V53H80ZM96 54V53H95ZM99 54V53H98ZM152 54V53H151ZM161 54H162V52H161ZM160 54V55H161ZM166 54V53H165ZM169 54V53H168ZM179 54V53H178ZM206 54V55H207ZM220 54V53H219ZM218 54V55H219ZM223 54V53H222ZM227 54V53H226ZM10 55H12V53H10ZM29 55V54H28ZM31 55H32V53H31ZM41 55V54H40ZM45 55V54H44ZM87 55V54H86ZM92 55V54H91ZM90 55V56H91ZM102 55V54H101ZM107 55V54H106ZM146 55H147V53H146ZM156 55V54H155ZM158 55H159V53H158ZM163 55V54H162ZM159 56V57H164V56ZM171 55V54H170ZM204 55V54H203ZM214 55V54H213ZM228 55V54H227ZM232 55V54H231ZM240 55V54H239ZM238 55V56H239ZM16 56H17V54H16ZM24 56V55H23ZM33 56L35 57V59H34V62H35V64L38 66V69L40 70V69H43L42 68V65L40 64V58L39 57H37V56H39V55H34L33 54ZM43 56V55H42ZM47 56V55H46ZM51 56H52V54H51ZM50 56V57H51ZM58 56V55H57ZM56 56V57H57ZM62 56H63V54H62ZM64 56H65V54H64ZM78 56H80L79 54H78ZM89 56V57H90ZM93 56V55H92ZM104 56V55H103ZM109 56V55H108ZM153 56V55H152ZM200 56H201V54H200ZM221 56V55H220ZM233 56V55H232ZM10 57V56H9ZM33 57V58H34ZM59 57V56H58ZM61 57V56H60ZM99 57H100V55H99ZM96 58V59H101V58ZM106 57V56H105ZM148 58V59H145V58ZM168 57V56H167ZM172 57H173V55H172ZM182 57H184V56H182ZM209 57V56H208ZM210 57H212V56H210ZM222 57V56H221ZM228 57H229V55H228ZM8 58V57H7ZM32 58V57H31ZM32 58V59H33ZM54 59H55V57H53ZM62 58V57H61ZM74 58V57H73ZM75 58H78L77 56L75 57ZM80 58V57H79ZM86 58V57H85ZM88 58V57H87ZM166 58V57H165ZM174 59H175V56L173 57ZM189 58V57H188ZM195 58V57H194ZM202 58H205V57H202ZM231 58V57H230ZM233 58V57H232ZM235 58V57H234ZM82 59V58H81ZM91 59V58H90ZM108 59V58H107ZM106 59V61H108ZM158 59V58H157ZM167 59V58H166ZM170 59V58H169ZM168 59V60H169ZM174 59H172L171 60V62L174 60ZM206 59V58H205ZM210 59H212V58H210ZM219 59H221V58H219ZM219 59L216 61V62H219ZM223 59V58H222ZM1 60V59H0ZM36 60V61H35ZM44 60V59H43ZM104 60H105V58H104ZM103 60V61H104ZM165 60V59H164ZM180 60V59H179ZM214 60V59H213ZM14 61V60H13ZM61 61V60H60ZM71 61H72V59H71ZM74 61V60H73ZM96 61V60H95ZM113 61V60H112ZM155 61V60H154ZM166 61V60H165ZM165 61H163V62H165ZM176 61V60H175ZM174 61V62H175ZM187 61H188V59H187ZM221 61V60H220ZM22 62V61H21ZM30 62V61H29ZM50 62H52V61H50ZM58 62V61H57ZM76 62H78V60H76L75 61V63ZM80 62H81V60H80ZM84 62V61H83ZM99 62V61H98ZM101 60H100V64H101ZM170 62V61H169ZM179 62H183V61H179ZM185 62H186V60H185ZM210 62V61H209ZM44 63V62H43ZM46 63V62H45ZM59 63V62H58ZM72 63V62H71ZM79 63V62H78ZM77 63V66L78 65H80V64H78ZM104 63H105V61H104ZM107 63H109V62H107ZM160 63H161V65H163L162 64V62L160 61ZM225 63V62H224ZM63 64V63H62ZM62 64H58L59 66H58V68L56 69L57 71H56V73H54V74H50V72H49V62H48V67H46V65L44 66V73H45V78L44 79H42V78H40L41 76H39V77H37V81L38 82H40L41 81V83L42 82H44V83H42L43 84V87H42V93L40 94H38V98H37V100H36V104H37V107H38V110H37V112L34 114V115H32L33 116V118H34V123H41V122H43L44 121V123H45V125H46V128H47V130L49 129V131L47 132V130H46V135H44L43 133H41V135L43 134L44 136H45V139H41V137H39L41 140H42V142H40V139H39V142L40 143H37V142H32V144L31 143H28V142H25V143H23V144H21V143H19V144H21V146L23 145H27L28 147H30L31 145L35 148V150L37 151V153L34 155V156H32V157H30L29 159H28V162L26 161L25 163H23V164H18L17 163V161H14L13 160V162L12 161H9L8 159L6 160L7 161V163L5 162V163H2V164H7V165H5L6 167H7V169L9 170V173L8 174H10V177H11V179H13V180H15V183H22V184H26V182H28L29 183V185H33V186H36V187H39L40 189H39V191H40V193L42 194L41 195V197H40V199H41V201H43L44 199H47L48 198V194L49 193H58V194H56V196L58 195H61L62 196V198L64 199V198H70L72 195H77V196H83V194H85V193H88V194H91V193H95L97 190V188L100 186V184L99 183H102V181L103 180H105L107 177H108V173L109 172H113L114 170L113 169H111L110 168V166H112V167H115V169L117 168L118 170H121V171H123V173H125V174H127L128 175V173H129V166H130V161H128V159L126 160L127 161V164H124L123 162H122V160H120V157L121 156H119L118 155V153L120 154V152H118L117 153V151H118V149H117V151L115 150L114 151V145H115V143H118V144H124V145H126V144H129V146H131V149L133 150V148L135 147V145L138 147V145L137 144H135L136 142V140L134 139V137H127V136H125V137H120V136H118V131L120 130V129H118V131H116V130H114V128H112V127H110V129H109V131H108V129H107V131L108 132H106V131H104V132H102L101 133V131L99 130V132H95L94 134L92 133V131L94 132V130L95 129H93V127H91V128H89L88 129V131H87V133H86V135L84 134H81L82 133V129H81V126H82V124H83V121L85 120H82L83 118H82V116H80V109H78L77 107H76V101H78V95H80L79 94V92H78V90H76L77 88H75V90L73 89V87L75 86H73L72 87V84L71 83H67V80H66V78H67V75H66V73H67V71H66V69H65V66L66 65H62ZM68 64H69V62H68ZM74 64V62L72 63V64H70V65H73ZM100 64H98V63H95L94 62V60L93 61H87V63L85 64V66H84V64L83 65H80V68H79V71L80 72H82L87 78H85V77H83V78H85L84 79V83H85V85L87 84V86H88V82L90 81V80H88L89 79V77H90V79L92 78V81H94L95 82V79L96 78H98L99 76H102L103 75V66H101ZM110 64V63H109ZM170 64V63H169ZM172 64V63H171ZM182 64V63H181ZM193 64H195V63H193ZM220 64V63H219ZM221 64H222V61H221ZM221 64H220V66H221ZM242 64V63H241ZM19 65V64H18ZM104 65V64H103ZM174 65V64H173ZM172 65V66H173ZM184 65V64H183ZM218 65V64H217ZM14 66V65H13ZM29 66H30V64H29ZM36 66V67H37ZM74 66L77 68V71H78V67L74 64ZM107 66V65H106ZM165 66V65H164ZM164 66H163V68L162 69H165L164 68ZM179 66V65H178ZM190 66V65H189ZM212 66V65H211ZM220 66H218V68L220 67ZM10 67H11V65H10ZM33 67V66H32ZM31 67V68H32ZM54 67H56V66H54ZM74 67V68H75ZM110 67H111V65H110ZM179 67H181V66H179ZM178 67V68H179ZM183 67H185V65L183 66ZM198 67V66H197ZM202 67V66H201ZM205 67V66H204ZM222 67H224V66H222ZM234 67V66H233ZM242 67V66H241ZM245 67V66H244ZM27 68V67H26ZM68 68V67H67ZM73 67L72 68H70V70L71 69H74ZM109 68V67H108ZM107 68V69H108ZM167 68V70L169 69L168 67H166ZM188 68V67H187ZM191 68V67H190ZM207 68V67H206ZM36 69V68H35ZM107 69H104V71L105 70H107ZM181 69H182V67H181ZM221 68H219V70H220ZM234 69V68H233ZM240 69V68H239ZM52 70V69H51ZM115 70V69H114ZM175 70V69H174ZM183 70V69H182ZM188 70V69H187ZM209 70H211V69H209ZM208 70V71H209ZM75 71V70H74ZM160 71V70H159ZM164 71V70H163ZM166 71V70H165ZM185 71V70H184ZM189 71V70H188ZM202 71V70H201ZM207 71V70H206ZM215 71V70H214ZM222 71V70H221ZM223 71L225 72V70L223 69ZM248 71H251V70H248ZM2 72V71H1ZM25 72V71H24ZM27 72V71H26ZM70 72V71H69ZM72 72V74L74 75V73H73V71H71ZM107 72V71H106ZM120 72V71H119ZM120 72V73H121ZM181 72H183V71H181ZM199 72V71H198ZM203 72V71H202ZM205 72V71H204ZM241 72H243V69H241ZM247 72V71H246ZM22 73V72H21ZM20 73V74H21ZM77 73V72H76ZM108 73H109V71H108ZM123 73H125V72H123ZM169 73V72H168ZM37 74V73H36ZM107 74V73H106ZM129 74V73H128ZM171 74H173V73H171ZM170 74V75H171ZM181 74H184V72L183 73H181ZM185 74H186V72H185ZM192 74H194V73H192ZM201 74V73H200ZM210 74V73H209ZM212 74H214L213 72H212ZM31 75H32V73H31ZM76 75V74H75ZM79 75H80V73H79ZM105 75V74H104ZM108 75V74H107ZM107 75H105V76H107ZM117 75V74H116ZM124 75V74H123ZM127 75V73H125V76ZM168 75V74H167ZM166 75V76H167ZM187 76H188V74H186ZM243 75H245L244 73H243ZM9 76V75H8ZM14 76H16V75H14ZM27 76V75H26ZM71 76V75H70ZM83 76V75H82ZM98 76V77H97ZM131 75H129L128 77H130ZM133 76H132V78H133ZM175 76V75H174ZM178 76V75H177ZM176 76V77H177ZM190 76V75H189ZM209 76V75H208ZM212 76V75H211ZM214 76H215V74H214ZM222 76V75H221ZM4 76H3V74H0V81H1V79L3 78ZM35 77V76H34ZM72 77V76H71ZM70 77V78H71ZM74 78H75V76H73ZM102 77H104V76H102ZM112 77V76H111ZM118 77V76H117ZM121 78H122V76H120ZM173 77V76H172ZM186 77V76H185ZM194 76H191L190 78H193ZM203 77V76H202ZM244 77V76H243ZM8 78V77H7ZM27 78V77H26ZM78 78H80L81 79V76H78ZM124 78H126V77H124ZM131 78V77H130ZM131 78V79H132ZM180 78V76L178 77V79ZM215 78V77H214ZM216 78H218L217 76H216ZM245 78V77H244ZM29 79V78H28ZM31 79V78H30ZM69 79V78H68ZM77 79V78H76ZM128 79V78H127ZM194 79V78H193ZM199 79V78H198ZM202 79V78H201ZM201 79L199 80V81H201ZM227 79H228V77H227ZM246 79V78H245ZM24 80V79H23ZM35 80V81H36ZM119 80V79H118ZM180 80V79H179ZM203 80H204V78H203ZM202 80V81H203ZM207 80V79H206ZM244 80V79H243ZM8 81V80H7ZM14 82H15V80H13ZM12 81V82H13ZM69 81V80H68ZM73 81V80H72ZM76 81V80H75ZM81 81V80H80ZM78 79H77V82H80ZM102 81V82H101ZM173 81V80H172ZM185 80H183V81H178L179 83L180 82H184ZM190 81V80H189ZM188 81V82H189ZM193 81V80H192ZM198 81V80H197ZM207 81H209V80H207ZM215 81V80H214ZM217 82H218V79L216 80ZM215 81V82H216ZM255 81V80H254ZM260 81V80H259ZM2 82V81H1ZM0 82V83H1ZM10 82V81H9ZM31 82V81H30ZM76 82V83H77ZM91 82V81H90ZM97 82V81H96ZM100 82H101V84H99L98 86L97 85H95V87H94V85H93V87H94V89H97V92H98V89L100 90L99 91V93H98V98H99V96L101 97L100 99H102V101H101V103H102V105L103 106H105V107H110V105H114V101H115V99H117V98H115L116 97V93L115 92H119V90H117V84L118 83H116V81H115V79L114 78H107L106 80H104V79H100ZM104 82V83H103ZM120 82V81H119ZM124 82V81H123ZM127 82H129L128 80H127ZM177 82V81H176ZM186 82V81H185ZM222 82V81H221ZM236 82V81H235ZM245 82V81H244ZM244 82H243V84H244ZM7 84H8V82H6ZM16 83V82H15ZM21 83V82H20ZM75 83V84H76ZM131 83H134L133 81L131 82ZM204 83V82H203ZM208 83H210V82H208ZM207 83V84H208ZM246 83H248V82H246ZM251 83V82H250ZM2 84V83H1ZM0 84V85H1ZM22 84V83H21ZM20 84V85H21ZM25 84V83H24ZM41 84V85H42ZM74 84V83H73ZM78 84V83H77ZM82 83L80 82V85L79 86H77V87H79L80 88V86L82 87V85H81ZM90 84H92V83H90ZM96 84H98V83H96ZM121 84V83H120ZM125 84H126V81H125ZM124 83H123V85H125ZM177 84V83H176ZM213 84H214V82H213ZM217 84V83H216ZM228 84V83H227ZM236 84V83H235ZM255 84V83H254ZM4 84H2V86H3ZM36 85H37V83H36ZM50 85H52V86H54L53 87V90L50 92V93H47L48 91L47 90H45V87L47 88V86H50ZM131 84L129 83V86H130ZM134 85V84H133ZM134 85V86H135ZM179 85V84H178ZM182 85V84H181ZM199 85V84H198ZM205 85H206V82H205ZM204 85V86H205ZM220 85V84H219ZM247 85H249L250 86V84H247ZM246 85V86H247ZM24 86V85H23ZM26 86V85H25ZM118 86H119V84H118ZM121 86V88H123L124 89V87L122 86V85H120ZM187 86V85H186ZM195 86V85H194ZM208 86H209V88H210V84H208ZM207 86V87H208ZM214 86H215V84H214ZM217 86V85H216ZM228 86H229V84H228ZM235 86V85H234ZM238 86H239V84H238ZM246 86H244L245 87V89L247 88ZM249 86H248V88H249ZM36 87V86H35ZM86 87V86H85ZM89 87V86H88ZM104 87V88H103ZM131 87V86H130ZM196 87V86H195ZM225 87H227V85H225ZM16 88H17V85L16 84H12V86L10 87V88H8L7 89V92L9 93L10 92V90H12V89H15L16 90ZM26 88H27V86H26ZM84 88V87H83ZM132 88V87H131ZM134 88V87H133ZM132 88V89H133ZM140 88H141V86H140ZM143 88H142V90H143ZM175 88V87H174ZM181 88H185V84H184V86H181ZM208 88V89H209ZM212 88H213V90H212ZM212 88H210V90L211 91H214L215 92V90H214V87L212 86ZM218 88V87H217ZM238 88V87H237ZM248 88H247V91H248ZM25 89V88H24ZM31 89V88H30ZM40 89V88H39ZM84 89H86V88H84ZM89 89V88H88ZM87 89V90H88ZM93 89V88H92ZM126 90H129V89H127V88H125ZM186 89V88H185ZM197 89V88H196ZM195 89V90H196ZM215 89H216V87H215ZM231 89V88H230ZM233 89H235V88H233ZM18 90V89H17ZM80 90V89H79ZM134 90L135 89H133V92H134ZM137 90V89H136ZM142 90H140V91H142ZM183 90V89H182ZM218 90H221V89H218ZM242 90V89H241ZM3 91V90H2ZM6 91V90H5ZM5 91L3 92L4 93V96H5ZM84 91V90H83ZM92 91V90H91ZM95 91V90H94ZM94 91H93V93H94ZM122 91V90H121ZM120 91V92H121ZM179 91L181 92V90H180V88H179ZM190 92L189 90H185L184 92ZM209 91V90H208ZM210 91V92H211ZM245 91V94H246V90H244ZM259 91V90H258ZM6 92V93H7ZM14 92V91H13ZM33 92V91H32ZM37 92H39V90L37 91ZM85 92V91H84ZM90 92V90H88V93ZM131 92H132V90H131ZM177 92V91H176ZM183 92V93H184ZM192 92V91H191ZM197 92V91H196ZM200 92V91H199ZM218 92V91H217ZM230 92V91H229ZM236 92V91H235ZM7 93V94H8ZM87 93V94H88ZM179 93V92H178ZM212 93V94H211ZM210 93V95L209 96H207L206 94H204V95H202L200 98L202 99V101L204 102V103H206V102H208V101H213V102H215V104L217 103H221L222 104V102H223V100H222V95H220V94H218V95H216V92L213 94V92H211ZM232 93H234V91L232 92ZM232 93H230V94H232ZM237 93V92H236ZM249 93V92H248ZM15 94V93H14ZM90 94V93H89ZM89 94L88 95H86V96H88L89 97ZM95 94V93H94ZM97 94V93H96ZM125 94V93H124ZM135 94H136V92H135ZM138 94V93H137ZM189 94V93H188ZM194 94V93H193ZM193 94H191V95H193ZM203 94V93H202ZM229 94V95H230ZM244 94V93H243ZM250 94V93H249ZM32 95V94H31ZM83 95H84V93H83ZM139 95V94H138ZM185 95H186V93H185ZM190 95V94H189ZM188 95V96H189ZM199 95H201V93L199 94ZM228 95V96H229ZM251 95V94H250ZM260 95V94H259ZM12 96H14V95H6V97L9 99H12V100H14L15 102H18V105H21V104H23V103H21L22 101L20 100H18L17 98H14V97H12ZM25 96V95H24ZM122 96V95H121ZM125 96H127V94L125 95ZM124 96V97H125ZM176 96H177V94H176ZM196 96V95H195ZM198 96V95H197ZM233 96V95H232ZM242 96V95H241ZM245 96V95H244ZM261 96V95H260ZM6 97H4V99L6 98ZM68 97H70V99H71V101H74V103H76L75 105H72V107H70V109L68 110V108H67V102H66V99L68 98ZM83 97V96H82ZM87 97V102H86V100H84V103L86 104V105H88V98ZM90 97H92V96H90ZM131 98H132V96H130ZM179 97V95L177 96V98ZM181 97V96H180ZM186 97V96H185ZM225 97V96H224ZM250 97V96H249ZM257 97V96H256ZM2 98V97H1ZM7 98L5 99V100H7ZM26 98V97H25ZM34 98V97H33ZM93 98V97H92ZM97 98V99H98ZM121 98V97H120ZM123 98V97H122ZM122 98H121V100H122ZM176 98V100L178 101V99ZM198 99H199V97H197ZM229 98V97H228ZM245 98V97H244ZM3 99V100H4ZM17 99V100H16ZM91 99V98H90ZM125 99H126V97H125ZM129 99V98H128ZM137 99V98H136ZM179 99H181V98H179ZM185 99V98H184ZM197 99V100H198ZM231 99H233V98H231ZM230 99V100H231ZM257 99V98H256ZM80 102L82 101V99H81V97H80ZM92 100V99H91ZM99 100V99H98ZM127 100V99H126ZM142 100V99H141ZM185 100H189V98L188 99H185ZM196 100V99H195ZM196 100V101H197ZM243 100H245V99H243ZM262 100V99H261ZM2 101V100H1ZM9 103H10V101L9 100H7ZM70 101V100H69ZM90 101V100H89ZM97 101V100H96ZM129 101V100H128ZM128 101H126V102H128ZM146 101V100H145ZM144 100H142V103H144L145 102ZM182 101V100H181ZM193 101V100H192ZM196 101H194V103L196 102ZM235 100H233V102L231 103V104H228L227 103V105H228V107H229V109H231L232 111L234 110L235 111V106H237V108H239V104H236L235 102H234ZM240 101V100H239ZM246 101H247V103L248 102H250V100L248 101L247 100V96H246ZM245 101V102H246ZM6 102V101H5ZM7 102V103H8ZM33 102H35V101H33ZM118 102V101H117ZM133 102V101H132ZM148 102V103H149ZM213 102H211V103H213ZM229 102V101H228ZM231 102V101H230ZM258 102V101H257ZM262 103V105H263V101H261ZM95 103V102H94ZM100 103V102H99ZM139 103H140V100H139ZM179 103L180 102H178V105H179ZM187 103V102H186ZM189 103H191V102H189ZM193 103V102H192ZM193 103V104H194ZM201 103V102H200ZM199 103V104H200ZM244 102H242L241 104H243ZM247 103H244L245 105L247 104ZM253 103V102H252ZM11 104V103H10ZM34 104V103H33ZM118 104V103H117ZM126 104H128V103H126ZM135 104V103H134ZM208 104V103H207ZM206 104V105H207ZM220 104V105H221ZM226 104V103H225ZM225 104H222V107H225L224 105ZM243 104V105H244ZM253 104H255V103H253ZM258 104V103H257ZM6 105V104H5ZM12 105V104H11ZM17 105V106H18ZM30 105V104H29ZM81 105V104H80ZM94 105V104H93ZM123 105V104H122ZM133 105V104H132ZM132 105H130L131 107H132ZM137 105V104H136ZM143 105V104H142ZM141 105V106H142ZM187 105V104H186ZM192 105V104H191ZM196 105V104H195ZM197 105H198V103H197ZM208 105H210V104H208ZM212 105V104H211ZM214 105V104H213ZM244 105V106H245ZM250 105H251V103H250ZM249 105V106H250ZM17 106H15V107H17ZM35 106V105H34ZM69 106V105H68ZM82 106V105H81ZM98 106V105H97ZM99 106H101V104H99ZM129 106V105H128ZM141 106H139L138 108L140 109L141 108ZM145 106V105H144ZM146 106H148L147 104H146ZM145 106V107H146ZM204 106V105H203ZM243 106V107H244ZM8 107V106H7ZM36 107V108H37ZM116 107V106H115ZM120 107V106H119ZM133 107H135L134 105H133ZM180 107H182L181 105H180ZM195 107V106H194ZM206 107V106H205ZM218 107V106H217ZM262 107V106H261ZM94 108V107H93ZM118 108V107H117ZM116 108V109H117ZM148 107H146V111L148 110L147 109ZM183 108V107H182ZM181 108V109H182ZM185 108H186V106H185ZM185 108H184V110H185ZM218 108H220L221 109V107L219 106ZM226 108H227V106H226ZM246 108V107H245ZM245 108H242V109H245ZM250 108V107H249ZM254 108V107H253ZM259 108H260V106H259ZM8 109H10V108H8ZM83 109V108H82ZM85 109V108H84ZM100 109V108H99ZM101 109H102V107H101ZM107 109V108H106ZM120 109H122V111L123 110H125V109H123L122 107L120 108ZM119 109V110H120ZM128 109V108H127ZM130 109V108H129ZM132 109V108H131ZM143 109V111H144V108H141L140 110H142ZM189 109V108H188ZM198 109V108H197ZM211 109H213V108H211ZM215 110H216V108H214ZM213 109V111H214V113H215V110ZM219 109V110H220ZM223 109V108H222ZM240 109V108H239ZM258 109V108H257ZM255 110V109H252V107H251V110H247V112H245V113H247V114H245V115H249V117L248 118H250V116L252 117V119H251V121L253 120V122L254 123H256L257 124V126L263 131V133H261V134H264V111H258V110ZM13 110H15V109H13ZM92 110V109H91ZM108 110H110L109 112H111V110L112 109H108ZM115 110V109H114ZM136 110V109H135ZM134 110V111H135ZM140 110H139V113H140ZM180 110V109H179ZM237 110V109H236ZM241 110V109H240ZM262 110H264V109H262ZM11 111V110H10ZM142 111V112H143ZM152 111H150V112H152ZM186 112L185 113H187L188 114V112H187V110H185ZM190 111V110H189ZM192 111V110H191ZM199 111V110H198ZM201 111V110H200ZM212 111V110H211ZM217 111V110H216ZM224 111V110H223ZM222 111V112H223ZM228 111V110H227ZM227 111H225V112H227ZM231 111V112H232ZM238 112H239V110H237ZM236 111V112H237ZM242 111V110H241ZM4 112H6V111H4ZM8 112V111H7ZM13 112V111H12ZM83 112H84V110H83ZM106 113H109L108 111H105ZM116 112V111H115ZM121 112V111H120ZM138 112V111H137ZM219 112V111H218ZM218 112H216V113H218ZM221 112V113H222ZM9 113V112H8ZM17 113H19V112H17ZM31 113V112H30ZM112 113H113V111H112ZM117 113V112H116ZM122 113H125V111H123ZM147 113H148V111H147ZM146 113V114H147ZM180 113H181V110H180ZM183 113V112H182ZM206 112H204V114H205ZM211 113H213V112H211ZM234 113V112H233ZM232 113V114H233ZM14 114V113H13ZM95 114V113H94ZM111 114V113H110ZM110 114H108V115H110ZM118 114H119V111H118ZM137 114V113H136ZM218 114H220V113H218ZM236 114V113H235ZM234 114V115H235ZM244 113L243 112H241V113H238V115H243ZM9 115V114H8ZM10 115H12V114H10ZM9 115V116H10ZM15 115V114H14ZM138 115V114H137ZM143 115V114H142ZM145 115V114H144ZM147 115H150V113L149 114H147ZM222 115H224V114H222ZM230 115V114H229ZM26 116V115H25ZM24 116V117H25ZM112 116V119L114 120V116L113 115H111ZM110 116V117H111ZM125 116V115H124ZM140 116V115H139ZM186 116V115H185ZM184 116V118H187L188 117V121H190L192 124H194V125H196V124H198L202 129H204L205 128V125H206V123L207 124H210V122H212L213 120H216L215 119V117H213L212 116V114H211V116L210 117H207L208 115H206V117H204V116H199L198 114H196V113H189V116H186L185 117ZM215 116V115H214ZM219 116V115H218ZM236 116V115H235ZM244 116V115H243ZM3 117H5V116H3ZM16 117V116H15ZM20 117V116H19ZM84 117H85V115H84ZM128 117V116H127ZM146 117V116H145ZM149 117V116H148ZM181 117V116H180ZM224 117H225V115H224ZM227 117H229V116H227ZM6 118H8V116L6 117ZM23 118V117H22ZM21 118V119H22ZM94 118V117H93ZM102 118V117H101ZM138 118V117H137ZM141 118H142V116H141ZM144 118V117H143ZM239 118V117H238ZM245 118H247V116H245ZM247 118V119H248ZM3 119V118H2ZM14 119H16V118H14ZM19 119V118H18ZM18 119H16V120H18ZM95 119H97V118H95ZM111 119V120H112ZM120 119V118H119ZM140 119V118H139ZM147 118H145L144 120H146ZM182 119H183V117H182ZM227 119V118H226ZM250 119H248L249 121H250ZM43 120V121H42ZM122 121L121 122H123L124 124H125V118H122L121 119ZM124 120V121H123ZM131 120V119H130ZM217 120H219V118H217ZM232 120H235V119H231V121ZM238 120V119H237ZM240 120V119H239ZM246 120V119H245ZM7 121V120H6ZM87 121V120H86ZM93 120H91V122H92ZM186 121V120H185ZM187 121V122H188ZM220 121V120H219ZM230 121V120H229ZM19 122V121H18ZM109 123V125L112 123L111 121H108ZM115 122V121H114ZM120 122V123H121ZM141 122H143V121H141ZM222 122H224V121H222ZM253 122H251V123H253ZM4 123V122H3ZM6 123H8V122H6ZM10 123V122H9ZM8 123V124H9ZM12 123V122H11ZM90 123V122H89ZM123 123H121V124H123ZM129 123V122H128ZM148 123V124H149ZM191 123L189 124L190 126H191ZM248 122H246L245 124H247ZM250 123V122H249ZM248 123V124H249ZM2 124V123H1ZM13 124V123H12ZM16 124H17V122H16ZM37 124V125H38ZM85 124V123H84ZM83 124V125H84ZM87 124V123H86ZM91 124V123H90ZM96 125H98L97 123H95ZM94 124V125H95ZM118 124V123H117ZM124 124H123V126H124ZM144 124H145V122H144ZM144 124H142V125H144ZM215 124H216V122H215ZM226 124V123H225ZM239 124V123H238ZM154 125H150V127L152 126V128L154 127ZM188 125V126H189ZM212 125V124H211ZM221 125H222V123H221ZM242 125V124H241ZM10 126H12L11 124H10ZM15 126V125H14ZM100 126V125H99ZM98 126V127H99ZM117 126H119V125H117ZM126 127H124V129L122 130V132L124 133V132H129V130L127 129V125H125ZM132 126H133V124H132ZM136 126V125H135ZM135 126H133L134 128H135ZM147 126V125H146ZM215 126V125H214ZM244 126V125H243ZM248 127L249 126H251V124L250 125H247ZM256 125H254V127H255ZM104 127V126H103ZM149 127V128H150ZM169 127V126H168ZM215 127H217V126H215ZM235 127V126H234ZM237 127V126H236ZM6 128H8L9 129V127H6ZM25 128V127H24ZM24 128H22V127H18V128H16V132L18 131V133L20 132L21 133V130H24ZM105 128H106V126H105ZM104 128V130H106ZM130 128H131V126H130ZM139 128H141V127H139ZM192 128V127H191ZM197 128V127H196ZM224 128V127H223ZM229 128V127H228ZM232 128V127H231ZM5 129V128H4ZM98 129V128H97ZM96 129V130H97ZM115 129H116V127H115ZM147 129H148V127H147ZM164 129H167V128H164ZM176 129V128H175ZM174 129V130H175ZM186 129V128H185ZM193 129H195V126H194V128H192V130ZM209 129V128H208ZM207 129V130H208ZM220 129V128H219ZM233 129H235V128H233ZM233 129H229L230 131H233L234 132V130ZM247 129V128H246ZM10 130V129H9ZM14 130V129H13ZM44 131H45V129H43ZM133 130V129H132ZM136 130H138V128H136ZM142 130H143V128H142ZM155 130V129H154ZM170 128H169V131L168 132H170ZM184 130V129H183ZM182 130V131H183ZM206 130V129H205ZM215 130H218V129H216L215 128ZM237 130V129H236ZM243 130H245V129H243ZM254 130V129H253ZM255 130H256V128H255ZM254 130V131H255ZM260 130V131H261ZM12 131V130H11ZM84 131V130H83ZM85 131V132H86ZM130 131H131V129H130ZM134 131V130H133ZM132 131V132H133ZM139 131V130H138ZM137 131V132H138ZM147 131V130H146ZM145 131V132H146ZM150 131H152L151 129H150ZM173 131V130H172ZM172 131H171V133H172ZM181 131V132H182ZM185 131V130H184ZM195 130H193V132H194ZM229 131V132H230ZM261 131V132H262ZM135 132V131H134ZM133 132V133H134ZM136 132V133H137ZM148 132V131H147ZM164 132V131H163ZM178 132V131H177ZM180 132V131H179ZM187 132V131H186ZM189 132V131H188ZM201 132V131H200ZM205 132L206 131H204L203 130V140L201 141V143L203 142V145L204 144H207V145H209L206 141V139L207 138H204V134H205ZM228 132V133H229ZM252 132V131H251ZM257 132V131H256ZM10 133V132H9ZM14 133V132H13ZM19 133V134H20ZM23 133V132H22ZM97 133H99V134H97ZM118 133V134H117ZM130 133V132H129ZM128 133V134H129ZM141 133H142V131H141ZM152 133H154V132H152ZM158 133V132H157ZM198 133V132H197ZM207 133V132H206ZM212 133V132H211ZM235 133V132H234ZM233 133V134H234ZM245 133V132H244ZM24 134H26V133H24ZM72 134H73V136H72ZM96 134V135H95ZM122 134V133H121ZM150 134V133H149ZM180 134V137H182L181 136V133H179ZM184 134V133H183ZM188 134V133H187ZM194 134V133H193ZM193 134H191V135H193ZM230 134V133H229ZM233 134H231V135H233ZM255 134V133H254ZM18 135V134H17ZM33 135H34V132H33ZM37 135V134H36ZM68 135H71V137H68ZM83 135V136H82ZM169 135V134H168ZM189 135H190V133H189ZM190 135V136H191ZM207 135V134H206ZM224 135H225V132H224ZM27 136V135H26ZM136 136V135H135ZM140 136V135H139ZM167 136V135H166ZM172 136V135H171ZM188 136V135H187ZM223 135H221V137H222ZM18 137V136H17ZM16 137V138H17ZM31 137H32V135H31ZM137 137V136H136ZM142 137V136H141ZM152 137H154V136H152ZM157 137H159L158 135H157ZM176 137V136H175ZM185 137V136H184ZM194 137V136H193ZM200 137V136H199ZM206 137V136H205ZM212 137V136H211ZM215 137H216V135H215ZM220 137V138H221ZM225 137V136H224ZM237 137V136H236ZM240 137V136H239ZM245 137H246V135H245ZM244 137V138H245ZM250 137V136H249ZM5 138V137H4ZM35 138H37V137H34V138H32L31 140H33V139H35ZM44 138V137H43ZM138 138V137H137ZM146 138V137H145ZM148 138H149V136H148ZM156 138V137H155ZM155 138H153V139H155ZM191 138V137H190ZM196 138H198V137H196ZM218 138V137H217ZM219 138V139H220ZM223 138V137H222ZM230 138V137H229ZM169 139V138H168ZM199 139V138H198ZM232 139V138H231ZM10 140V139H9ZM141 140H142V138H141ZM150 140H152V139H150ZM158 140V139H157ZM174 140H175V138H174ZM212 140H213V138H212ZM218 140V139H217ZM226 139H224V141H225ZM34 141V140H33ZM36 141V140H35ZM170 141V140H169ZM211 141V140H210ZM223 140H222V142H224ZM137 142H139L140 143V141H137ZM145 142V141H144ZM148 142V141H147ZM155 142V141H154ZM153 142V143H154ZM157 142V141H156ZM155 142V143H156ZM161 142V141H160ZM194 142V141H193ZM213 142H215V141H213ZM217 142V141H216ZM215 142V143H216ZM234 142V141H233ZM14 143H16V142H14ZM149 143H150V141H149ZM163 143V142H162ZM166 143V142H165ZM170 143H171V141H170ZM200 143V144H201ZM220 143V142H219ZM258 143V142H257ZM8 144V143H7ZM18 144V143H17ZM16 144V145H17ZM73 144H75V145H77L78 147L77 148H74L75 147V145H73ZM86 145L87 146V152L88 153H84L83 151H81L82 150V147L80 148L79 147V145ZM133 144V145H132ZM143 144H145V143H143ZM158 144V143H157ZM168 144V143H167ZM187 144H188V142H187ZM195 144V143H194ZM259 144V143H258ZM1 145V144H0ZM139 145H141V144H139ZM153 145V144H152ZM151 145V146H152ZM159 145H160V143H159ZM162 145V144H161ZM189 145V144H188ZM191 145V144H190ZM189 145V146H190ZM199 145V144H198ZM227 144H225V146H226ZM243 145V144H242ZM257 145V144H256ZM255 145V146H256ZM58 146V147H57ZM100 146H102L103 147V154H101L100 153ZM121 146V145H120ZM134 146V147H133ZM166 146V145H165ZM167 146H169V144L167 145ZM201 146V145H200ZM211 146V145H210ZM214 146L215 145H213V148H214ZM224 146V147H225ZM245 146V145H244ZM243 146V147H244ZM248 146V145H247ZM17 147V146H16ZM85 147V146H84ZM116 147V146H115ZM141 147V146H140ZM145 148L143 149V154H142V157L140 158V160H138V167H137V169H139V172L137 173V174H142V175H145V177H147V178H151L152 176H151V174H152V171L160 164V162L157 164L156 162H158V161H156V160H160L161 161V158L163 157V156H165V155H167L164 151H163V153H155V151L154 152H152L151 153V148H149L148 146H147V143H146V146H144ZM162 147V146H161ZM192 147H194V146H192ZM191 147V148H192ZM256 147H258V145L256 146ZM13 148H14V146H13ZM121 148H123V147H121ZM139 148V147H138ZM156 148H158L157 146H156ZM166 148V147H165ZM165 148H162V149H164L165 150ZM170 148V147H169ZM190 148V149H191ZM197 148V149H196ZM195 149L196 150H199V152H201V156H202V159H201V165L203 166V167H205L206 168V171L207 172H209L210 174L209 175H211V177H216V178H218V175H217V173L214 171V170H216V169H214V168H212V165L210 164V161L208 160L210 157H208L209 155H208V151H206V150H203L202 149V147L199 149L198 148V146L196 147ZM206 148V147H205ZM212 148V147H211ZM210 147H209V149H211ZM216 148V147H215ZM242 148V147H241ZM247 148V147H246ZM17 149V148H16ZM15 149V150H16ZM22 149V148H21ZM116 149V148H115ZM124 149H125V147H124ZM162 149H160V150H162ZM173 149V148H172ZM171 149V150H172ZM186 149H188V148H186ZM185 149V150H186ZM189 149V150H190ZM207 149V148H206ZM208 149V150H209ZM258 149H260V147L258 148ZM9 150V149H8ZM11 150V149H10ZM14 150V149H13ZM140 151H142L141 149H139ZM158 150V149H157ZM167 150V149H166ZM196 150H194V151H196ZM249 150V149H248ZM247 150V151H248ZM252 150V149H251ZM264 150V149H263ZM3 151V150H2ZM120 151V150H119ZM124 151V150H123ZM169 152H170V150H168ZM210 151V150H209ZM213 151V150H212ZM211 151V152H212ZM216 151V150H215ZM255 151V150H254ZM159 152V151H158ZM190 152V151H189ZM198 152V153H199ZM217 152V151H216ZM9 153V152H8ZM19 153H20V151H19ZM22 153V152H21ZM127 153V152H126ZM125 153V156H127V157H129V159H130V157L131 156H128L127 154ZM129 153V152H128ZM134 153H136V152H134ZM171 153V152H170ZM194 153V152H193ZM197 153V154H198ZM23 154V153H22ZM26 154V153H25ZM133 154V153H132ZM138 154V153H137ZM176 154H178V152L176 151ZM188 154V153H187ZM264 154V153H263ZM21 155V154H20ZM30 155V154H29ZM68 156V157H70L69 155H71V156H75L76 158H77V160H81V157H88V158H91L92 160H91V163H93V165H90V164H88V163H84L83 165L81 164L80 166H79V164H78V162L77 163H73L72 162V164H69V165H66V163H64V157L65 156ZM85 155V156H84ZM121 155H123V154H121ZM135 155V154H134ZM139 155V154H138ZM171 155V154H170ZM256 155H258V154H256ZM10 156V155H9ZM136 156V155H135ZM134 156V157H135ZM176 156V155H175ZM182 156V155H181ZM215 156H216V153H215ZM217 156H218V153H217ZM216 156V157H217ZM263 156V155H262ZM133 157V158H134ZM173 157V156H172ZM171 157V158H172ZM27 158V157H26ZM26 158H25V160H26ZM67 158V157H66ZM132 158V157H131ZM195 158V157H194ZM215 158V157H214ZM255 158V157H254ZM4 159V158H3ZM24 159V158H23ZM75 159V158H74ZM135 159H136V157H135ZM170 159V158H169ZM184 159V158H183ZM22 160V159H21ZM83 160H85V159H83ZM137 160H136V163H137ZM178 160H179V156H178ZM181 160V159H180ZM189 160H190V158H189ZM192 160V162L194 161V159H191ZM197 160V159H196ZM223 160V159H222ZM245 158H244V162H245ZM259 160V159H258ZM1 161V160H0ZM20 161V160H19ZM125 161V162H126ZM134 161V160H133ZM133 161H131V162H133ZM166 161V160H165ZM168 161H170V160H168ZM167 161V162H168ZM187 161V160H186ZM229 161V160H228ZM23 162V161H22ZM123 163V165H122V163ZM175 162H176V160H175ZM190 162V161H189ZM214 162V161H213ZM255 162V161H254ZM135 163V164H136ZM161 163H162V161H161ZM169 163L170 162H168V164L167 165H169ZM179 163V162H178ZM186 163V162H185ZM184 163V164H185ZM193 163H195V161L193 162ZM212 163V162H211ZM237 163V162H236ZM241 163V162H240ZM243 163V162H242ZM171 164V163H170ZM179 164H181V163H179ZM238 164V163H237ZM110 165V166H109ZM164 165V164H163ZM187 165V164H186ZM195 165V164H194ZM219 165V164H218ZM132 166V165H131ZM181 166V165H180ZM257 166V165H256ZM6 167H5V169H6ZM66 167V168H65ZM196 167H198V165L196 166ZM195 167V168H196ZM245 167V166H244ZM166 167L164 166V168L162 167V169H165ZM182 168V167H181ZM131 169V168H130ZM161 169V168H160ZM161 169V170H162ZM177 169V168H176ZM187 169V168H186ZM198 169V168H197ZM134 170H135V168H134ZM155 170H157V168L155 169ZM168 170V169H167ZM192 170V169H191ZM223 170H225V169H223ZM120 171V172H121ZM185 171V170H184ZM195 171V170H194ZM86 172V174L88 173V174H90V175H92L93 176V174H94V176L95 177H99L98 178V180H96V181H98V182H96V183H87V182H83V183H79L80 181H77V179H78V177H80L81 176V174H84ZM155 173H157L156 171H154ZM166 172V171H165ZM225 172H227V171H225ZM91 173H93V174H91ZM115 173V172H114ZM133 173H134V171H133ZM136 173V172H135ZM170 172H168V174H169ZM184 172H182V174H183ZM136 174V175H137ZM159 174V173H158ZM175 174V173H174ZM173 174V175H174ZM181 174V173H180ZM186 174V173H185ZM188 174V173H187ZM220 174H222V173H220ZM195 175V174H194ZM125 176V175H124ZM165 176V175H164ZM185 176V175H184ZM82 177V176H81ZM112 177H114V176H112ZM117 177H119V176H117ZM121 177V176H120ZM133 177H135V174L133 175ZM157 177V176H156ZM165 177H171L170 175H167V176H165ZM188 177V176H187ZM194 177V176H193ZM232 177H234L235 178V176L233 175ZM108 178H110V177H108ZM164 178V177H163ZM162 178V176H161V178L159 179L160 180V182H158V183H156L155 184V182H154V186L152 187V189H153V192H159V198H162V199H165V198H168L169 196V189H173L174 187H176V184H175V186L172 184V186L171 185H169L168 183H169V180H167V179H163ZM190 178V177H189ZM207 178V177H206ZM227 178H228V176H227ZM239 178V177H238ZM258 178H260L259 179V184H261L260 185V188L261 189H259V195H258V198H259V203H260V206L262 207V205L264 206V170L262 169L260 172H259V177ZM80 179V178H79ZM97 179V178H96ZM118 179V178H117ZM116 179V181H118ZM120 179V178H119ZM122 179V178H121ZM137 179V178H136ZM141 179V178H140ZM157 179V178H156ZM178 179V178H177ZM219 179V178H218ZM226 179V178H225ZM17 180V181H16ZM129 180V179H128ZM131 180H133V179H131ZM145 180V179H144ZM150 179H148V181H149ZM155 180V179H154ZM153 180V181H154ZM170 180H172V179H170ZM173 180H174V177H173ZM181 180V179H180ZM186 180V179H185ZM229 180V179H228ZM232 180H234L233 178H232ZM101 181V182H100ZM107 182H108V180H106ZM114 181V180H113ZM119 181H121V180H119ZM141 181V180H140ZM146 181H147V179H146ZM151 181V180H150ZM190 181V180H189ZM239 181V180H238ZM174 182V181H173ZM179 182V181H178ZM182 182V181H181ZM183 182H184V180H183ZM182 182V183H183ZM232 182V181H231ZM234 182H236V181H234ZM0 183L1 184H5V180H4V176H3V174L2 175H0ZM112 183V182H111ZM138 183V182H137ZM136 183V184H137ZM144 183H146L145 181H144ZM233 183V182H232ZM117 185H118V183H116ZM132 184H134V183H131V185ZM150 184V183H149ZM151 184H153V183H151ZM186 184H187V182H186ZM236 184V183H235ZM130 185V186H131ZM32 186V187H33ZM186 186V185H185ZM187 186H189V185H187ZM217 186V185H216ZM220 186V185H219ZM242 186V185H241ZM25 187H27V186H25ZM118 187V186H117ZM136 187V186H135ZM147 187V186H146ZM191 187H193V185L191 186ZM208 187V186H207ZM222 187V186H221ZM235 187V186H234ZM237 187H239V185L237 184ZM21 188H22V186H21ZM29 188V187H28ZM34 188V187H33ZM178 188H181V187H178ZM184 188V187H183ZM1 189V188H0ZM128 189H130V188H128ZM187 189V188H186ZM192 189V188H191ZM193 189H194V187H193ZM27 190V189H26ZM36 190H38V189H36ZM177 190V189H176ZM188 190V189H187ZM189 190H190V188H189ZM245 190V189H244ZM128 191V190H127ZM126 191V192H127ZM171 191V190H170ZM192 191V190H191ZM195 191V190H194ZM114 192V191H113ZM122 192V191H121ZM129 192V191H128ZM172 193H175V192H173V191H171ZM179 192V191H178ZM181 192V191H180ZM187 192H189V191H187ZM186 192V193H187ZM195 192H197V191H195ZM200 192V191H199ZM198 192V193H199ZM35 193V192H34ZM93 193V194H94ZM97 193V192H96ZM130 193V192H129ZM172 193H170V194H172ZM193 193V192H192ZM198 193H197V195L196 196H198ZM206 193V192H205ZM1 194V193H0ZM86 195V194H85ZM96 195V194H95ZM99 195H101V194H99ZM98 195V196H99ZM174 195V194H173ZM172 195V196H173ZM204 195V194H203ZM53 196H54V194H53ZM194 196V195H193ZM255 196V195H254ZM92 197V196H91ZM111 197V196H110ZM191 197V196H190ZM0 198H1V196H0ZM24 198V197H23ZM52 198V197H51ZM84 198V197H83ZM89 198V197H88ZM98 197L97 196H95V198H93V199H95V200H97L98 201V199H97ZM100 198V197H99ZM170 198V197H169ZM172 198H174V197H171V199ZM196 198V197H195ZM251 198V197H250ZM27 199V198H26ZM60 199V198H59ZM78 200H79V198H77ZM80 199H82V198H80ZM185 199V198H184ZM187 199V198H186ZM192 199V198H191ZM190 199V203L188 202V200H185L186 202H188L187 204H186V206L187 207H189V208H196L197 206H196V204H198V203H196L195 201H193V200H191ZM205 199H206V197H205ZM64 200H67V199H64ZM72 200V199H71ZM89 200V199H88ZM100 200V199H99ZM175 200V199H174ZM201 200V199H200ZM45 201V200H44ZM52 201V200H51ZM90 201V200H89ZM96 201V202H97ZM202 201V200H201ZM56 202H57V200H56ZM67 202H69V201H67ZM167 202V201H166ZM1 203V202H0ZM64 203V202H63ZM66 203V202H65ZM73 203V202H72ZM77 203V202H76ZM95 203V202H94ZM170 203V202H169ZM201 202H199V204H200ZM82 204H84L83 202H82ZM184 204V203H183ZM199 206V205H198ZM259 206V204H258V207L257 208H259L260 207ZM79 208V207H78ZM166 208H168V207H166ZM171 208V207H170ZM192 209V210H193ZM197 209V208H196ZM1 210V209H0ZM79 210H81V211H85V209H83L82 207H80L79 208ZM165 210V209H164ZM72 211V210H71ZM260 211V210H259ZM56 212V211H55ZM58 212V211H57ZM200 212V211H199ZM175 213V212H174ZM202 213V212H201ZM263 213H264V211H263ZM101 217V216H100ZM82 218V217H81ZM178 219V218H177ZM79 220V219H78ZM82 220V219H81ZM187 220V219H186ZM170 221V220H169ZM168 221V222H169ZM176 221V220H175ZM242 221V220H241ZM74 222H75V220H74ZM166 222V221H165ZM94 223V222H93ZM167 223V222H166ZM202 223V222H201ZM260 223V222H259ZM264 223V222H263ZM91 224V223H90ZM261 224V223H260ZM259 225V224H258ZM72 226V225H71ZM233 226V225H232ZM264 226V225H263ZM259 227L260 228H262V225H259ZM82 228V227H81ZM93 228V227H92ZM259 228V229H260ZM172 229H173V227H172ZM202 229V228H201ZM35 230V229H34ZM94 231V230H93ZM260 231V230H259ZM86 232V231H85ZM84 232V233H85ZM86 234V233H85ZM84 234V235H85ZM89 234V233H88ZM92 234H93V232H92ZM86 236V235H85ZM37 237H38V235H37ZM80 237V236H79ZM90 237V236H89ZM93 237V236H92ZM91 237V238H92ZM81 238H83V237H81ZM86 237H84V239H85ZM88 238V237H87ZM89 239V238H88ZM94 239V238H93ZM202 239V238H201ZM82 240V239H81ZM89 240H91V241H93L92 239H89ZM88 241V240H87ZM78 242V241H77ZM89 242V241H88ZM166 244H167V242H166ZM100 246V245H99ZM177 246V245H176ZM175 247V246H174ZM168 248V247H167ZM96 253V252H95ZM176 255V254H175ZM187 256V255H186Z\"/></svg>",
    "mask_w": 264,
    "mask_h": 264
},
{
    "label": "crops",
    "instance_id": "crops-1",
    "mask_svg": "<svg viewBox=\"0 0 264 264\" xmlns=\"http://www.w3.org/2000/svg\"><path fill=\"white\" fill-rule=\"evenodd\" d=\"M106 223L86 244L79 243L88 239L84 235L61 236L60 220L53 217L24 220L10 230L0 226V264H208L200 244L158 250L157 225L135 205H117Z\"/></svg>",
    "mask_w": 264,
    "mask_h": 264
},
{
    "label": "built area",
    "instance_id": "built-area-1",
    "mask_svg": "<svg viewBox=\"0 0 264 264\" xmlns=\"http://www.w3.org/2000/svg\"><path fill=\"white\" fill-rule=\"evenodd\" d=\"M49 217H50V215H48L46 218H47V219H49ZM61 221H64V218H62V220H61Z\"/></svg>",
    "mask_w": 264,
    "mask_h": 264
}]
</instances>
